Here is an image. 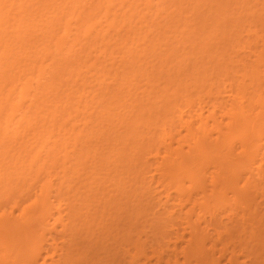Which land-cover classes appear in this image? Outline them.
Returning a JSON list of instances; mask_svg holds the SVG:
<instances>
[{
  "label": "bare ground",
  "instance_id": "obj_1",
  "mask_svg": "<svg viewBox=\"0 0 264 264\" xmlns=\"http://www.w3.org/2000/svg\"><path fill=\"white\" fill-rule=\"evenodd\" d=\"M15 1V0H14ZM14 1L12 3H14ZM18 0H16L15 2H17ZM30 0H20L18 2H20V4H18L22 8L26 7L24 12H20L18 10H20L19 6H15L14 4H11L8 1H4L0 0V3L3 5L4 4H10L9 6L6 7H11L12 10L14 8V6L17 9V13L16 11L14 12V10H9L8 8H5L4 14L8 13V11H12V13H16V14H10V16L8 14H6V18L7 17H11L13 18L12 20L9 19L10 21H14L16 22L18 20V23L16 24L14 21V23L16 24V26H18V29L14 30V32L11 31V33L13 35H17V38H20L18 41L20 42H13L12 39L13 37H7L4 35L3 37H5V39L3 40V44H6V48H3V50L5 51L3 53V50L0 49L2 51H0V59H2L1 56L4 55H8V56H12L15 57L14 61L15 63L17 62L18 64H12L13 63V58H11V63L9 66V63L7 62V64H5V66L2 68L3 70H5L7 68V70H5L6 72V76H8V78L5 79L0 77V81L4 80V83L2 84V82L0 83L1 86L2 85H6L5 83H7V81H9V85L10 83L13 81L14 82H20L19 83H14L12 82V88L11 90H9L10 92H14L17 90L16 93L17 96L15 95L16 99H14V101H5L6 104V108L3 105V100L2 99V94L4 95L3 98L5 99H9L11 93L8 92L7 90V97H6V92H2L1 90V99L0 101L2 103H0V114H5V115H0V122H2L3 124V131H1L0 133V264H264V68H260L261 66H264V31H262L261 33L258 31V29H260V26H252L251 27V20L253 21L256 17H262L261 13L260 16L258 15L257 12L255 11H251L250 14H252V12L257 13L255 16V18L253 19H248L245 18L244 20H250L247 25H244L243 23H241V21L239 22L237 19V23H235L236 21L232 20L233 22H229V26L231 23V27L232 28H228V32H226L227 30H224L225 27H221L222 31L225 32L224 35L223 33L220 36L221 38H224L219 40L220 43L223 44V42H227V44H229V49L226 47L227 45H222L221 47H224L223 49L219 48V41L217 40V38L213 41H218V44H216L219 48V51L216 55V63L214 64V66H212V69H209L210 71H208L207 68H209V65L207 68H204V64L202 69H194V70H190L187 73V75L190 77L189 72L191 73H195L192 74V79L190 80L188 78H184L183 77H188L186 75L181 76V78L179 76H177L175 74V76L171 75V73L166 72V77H165V81L164 83H166V86H162V90L167 92L170 90L169 95L173 96V99H170L166 93L162 94H156L158 97H161V99L163 101L161 102V105H159V107L162 108V112L158 113L156 112L153 115L152 114V109L155 108L152 105L157 102L156 100H152L151 102H148L147 104H140V103H135L132 104L131 106H129V103H125L127 99H125L123 97L124 102H119L116 103L114 102V95L116 96L115 98L118 99L117 97H120L119 94L122 93L124 91L125 88H127L128 90V96L132 98H136L137 95H134V93L131 92V88L133 89H137L138 87H136V85H134L133 83H131V77L136 75L138 73V71L143 68L142 64L143 62L140 61L141 58L140 57V53L142 54V51H145V46L147 44H149L152 39H155V35L154 32L152 34H149L150 38H147V33H151L149 32L151 28H148V26L150 24L147 25L148 19L144 21L142 20V22H146V24L144 25V23L142 24L141 19H140V15L138 16V13L141 11H139V9H142V7L149 5V9L152 10V7L150 8L151 0H146L147 4L143 1H139L140 4H142L141 6L137 1L135 0H127V2H125L124 0V4L122 3L123 1L119 0L120 2H118L117 0H115L116 3H118L116 6H118L120 3L121 5L119 6H123L124 5H128L130 2L131 6L128 5L127 7H129L128 9H132V11H129V14H131L130 16H132L134 18L135 13H137V18L136 20L139 22L140 20V24H142L139 28L137 27V25L135 23H133L134 21L136 22V20H134L132 17L131 19H133L132 23L135 24V26L133 24H130L131 26L133 25L135 29H133L135 32L137 33L136 35L134 34L133 39L136 38L139 35V32L142 31L140 30L139 32L137 31L138 29H140L142 26L147 27V29L145 28L144 31L146 32L147 36L145 35V32L143 35H141V37L139 38L144 39L143 37H146L144 40L137 41V38L134 39L136 40V44L132 39V35H133V30L132 27L126 30V28L124 27L123 30H125L126 32L129 30H132V34L130 35V33L128 34V36H126L123 40L121 39V37L119 36V33H121V31H119V33H117L118 31L115 29V27L117 26V29L119 28V26L114 22L115 27L113 26V28L115 30H113L111 27H109V25H111V21L107 27L110 28V30L112 29V31H117L116 35L114 34V38L116 39V41L120 38L121 41H117L122 44V46H125V43L127 44V41H131V43H133L135 46H131L132 48H129V43L127 44L128 46L126 47H122L123 49L126 48V50H122V49H118V44H116L117 42L111 40L112 38H108L107 40L109 42L107 43V47L106 44L103 46V48H105L107 51H109L107 53V51L105 49H100L102 48L100 46V41L102 42L103 39L106 40V36L109 37V33H106L104 31V33H100L102 32L101 30L98 31L95 29V27H98L101 25V21L104 20L103 18L101 19L100 16L101 15V11L100 8H95L93 6L97 5L96 2L88 4L87 0H81L78 1V4L76 6H74L75 0H72L71 4L66 3L68 0H63L60 2V0H57V2L55 0H52V5L49 3L51 0H47L48 1V6H43L42 5H46V1L45 0H31V2L29 3H33L34 1L37 3L33 4L34 8L32 5H30L28 2ZM39 1V2H38ZM41 1L43 2V4L41 3ZM45 1V2H44ZM59 1V3H58ZM71 1V0H69ZM90 1V0H89ZM109 1V0H108ZM113 1V0H112ZM111 2V5L109 6H105L103 4H100L99 2H101L100 0H98V5L106 7V10H111L108 7H112V10H114V3ZM129 1V2H128ZM149 1V2H148ZM162 1V0H160ZM159 1V2H160ZM165 1V0H164ZM174 1V0H173ZM180 1V0H179ZM191 0H189L190 2ZM199 2V4L195 5H202L204 4L203 2H206L207 0H197ZM218 1V0H217ZM220 1L222 3H220ZM230 1V0H229ZM234 1L235 0H231ZM239 4L241 2H244L243 0H238ZM259 1V0H258ZM261 1V0H260ZM6 2V3H5ZM86 2V3H85ZM103 2V0H102ZM107 2V1H106ZM158 2V0H157ZM156 2V3H157ZM171 2V1H170ZM178 2V1H177ZM181 2V3H180ZM179 3V7L184 10V8H189L186 7L187 5H185L184 3L188 1H180ZM193 3V0L191 1ZM200 2H202L200 4ZM227 1L223 0H219V4L218 6L220 7L218 10H214L212 9L211 11L209 10V12L211 14H214L215 11H227L226 5L229 7V5L227 3H225ZM237 2V1H236ZM247 2V4H249L248 2H250L252 5L253 3L251 1H245ZM21 3L23 5H21ZM26 3H28V5L26 6ZM41 3V7L40 4ZM54 3V4H53ZM60 3H63L65 5H61ZM75 3V4H74ZM85 4L88 8V6L90 5V7L92 6V8H86L85 6L82 5ZM135 3V8L136 5L140 8H136L137 12H133L135 9H133L132 7H134L132 4ZM145 3V4H144ZM173 3V2H172ZM224 3V4H223ZM230 5L233 3L229 2ZM0 4V5H1ZM71 4L68 8V5ZM109 4V3H108ZM123 4V5H122ZM160 7L156 4V8L160 9L163 5L161 3ZM181 4L182 5L181 7ZM225 6H223V5ZM238 2L237 4L234 3V5H239ZM244 5V3H241ZM240 4V5H241ZM249 4V7L252 8ZM256 0H255V3ZM260 4V2L258 3ZM38 8H37V6ZM54 5V6H53ZM82 5L83 8H81L80 6ZM154 5V4H153ZM152 5V6H153ZM174 5L176 6L177 3ZM173 5V6H174ZM209 5V4H208ZM211 5V6H215ZM231 5V6H232ZM262 5V3L260 4ZM32 6V7H31ZM54 8H53V7ZM57 6V7H56ZM58 6H60V10L58 8ZM62 6V7H61ZM64 6H67L64 8ZM72 6V7H71ZM80 7L81 9H77L79 12H81V14H92L93 19L95 18V21H93L90 23L89 21H92V17L91 15H89V17H87L88 15H85L87 18L84 17V15L82 16V19L79 18L80 15H74V14H80L77 13L78 11L76 10L74 11L76 8ZM158 6V7H157ZM171 6V5H170ZM185 6V7H184ZM210 6V7H211ZM217 6V5H216ZM215 6V7H216ZM223 6V7H222ZM234 9H237L238 7L236 6ZM248 6V5H246ZM1 8L2 5L0 6ZM74 9V10H72ZM76 7V8H75ZM94 7V8H93ZM123 7L121 8L122 11H124V14L126 13V7L123 9ZM169 7V6H168ZM191 7V6H190ZM194 6L191 7V9L188 11V13H186V11L188 10H184V12L186 13V15L184 16L185 18L182 17V19H186V16H190V14H193L191 17H193V19L195 18L194 16H196V13H202V11H198L197 7L196 10L194 11L193 9ZM194 7V8H195ZM208 7V8H210ZM0 8V10H1ZM33 8V9H32ZM48 8V9H47ZM52 10V13L49 11ZM53 8V9H52ZM101 7V9H103ZM118 8V7H117ZM116 8V9H117ZM146 9V7H144ZM155 8V9H156ZM163 8V7H162ZM167 8V7H166ZM171 8V7H170ZM176 8V7H175ZM179 8V9H180ZM204 8V7H203ZM201 8V9H203ZM224 8V10L222 9ZM231 8V7H230ZM15 9V8H14ZM28 9L30 14H26L28 13V11L26 12V10ZM36 9V10H35ZM43 10L42 12L39 10ZM47 9V10H46ZM71 11L69 12L68 11ZM89 9H91V11H89ZM94 11H93V10ZM97 9L100 12H97ZM120 10V7L118 8ZM117 9V10H118ZM148 9V10H149ZM164 9V8H163ZM233 9V8H232ZM231 9V12H232ZM240 8H238L239 10ZM33 10V11H32ZM54 10V11H53ZM55 10L58 12H55ZM63 10V15L62 17L60 13H62ZM69 12L67 14H69L68 16L71 18L70 20H76L74 18H78V20H76V24L75 21L72 22L71 21V25H70V20L67 16V14H65V12ZM107 10V12H108ZM118 10V14L120 16L121 12H119ZM169 10V9H168ZM170 10H173L172 8ZM169 10V11H170ZM176 12L177 10L174 9ZM181 10V9H180ZM177 13V15L179 14L180 16L183 14L182 12ZM207 11V14H204L203 11V15L198 13V16H201V19L199 22H202L203 25H201L200 29L201 30H205L206 37L204 36V38L202 36H200V38H207L205 40L200 39L199 38V34L198 38L200 39L199 41H202L207 48V43L210 41H212V36H216V35H211V37H207L210 36V32L212 31L210 30L212 27H216V25H221L222 23L220 22V20H223V17L221 16V19L218 15L217 16H210L208 17L210 14H208L209 12ZM237 10V11H238ZM32 11V13H31ZM35 11H37V13L41 14H37ZM61 11V12H60ZM85 11H87L85 13ZM154 11V10H153ZM164 11V10H163ZM192 13H191V12ZM205 11V12H206ZM242 11V10H240ZM2 12V11H1ZM0 12V14H1ZM20 12V13H18ZM45 12V13H44ZM56 13L57 15L50 16V13ZM106 12V11H105ZM105 12L102 11V14L105 15L104 18H108ZM116 12V11H115ZM133 12V13H130ZM145 12L147 13V10H145L144 12H141L139 14L143 15L142 17L144 18L146 15ZM152 12V11H150ZM149 12V13H150ZM157 12V9L155 11V13ZM165 12V11H164ZM175 15L176 12L172 11ZM195 12V13H194ZM229 12V11H228ZM228 12H226L228 14ZM33 13H34V17L37 14V17L34 19L33 18ZM48 15H47V14ZM95 13V14H94ZM99 13V14H97ZM123 13V12H122ZM154 13V12H152ZM151 16L154 18V16H160L155 14ZM159 13L161 14V11L159 10ZM158 13V14H159ZM165 13H169L168 11ZM172 13V15H173ZM181 13V14H180ZM238 13V12H237ZM241 13V12H239ZM244 13V12H242ZM249 13V12H246ZM3 14V13H2ZM20 16H19V15ZM26 14V15H25ZM45 16H44V15ZM58 14L60 16H58ZM71 14L74 16H71ZM114 13L112 12L111 15H113ZM116 14V13H115ZM114 14L113 18H117V16ZM148 14V13H147ZM171 14V13H169ZM168 14V16H169ZM196 14V15H195ZM231 13L229 12V15ZM248 14V16L250 15ZM8 15V16H7ZM14 15V16H13ZM17 15V16H16ZM24 15V16H22ZM68 20H67V18ZM95 15H97V19H101V21L97 20ZM127 15V14H126ZM126 15H121V18H125ZM134 15V16H133ZM162 15V14H161ZM179 15L178 17H176V19H173L172 21H170L173 16L167 17V21H169L170 23L173 22L172 24H170L169 22L166 21L165 22L170 24L167 26L169 28H176L177 26L180 27V29H187V26L189 25V23L191 24L192 22H188L189 20H184L182 23V26H179V24H181V18L179 19ZM235 15L237 16L238 14L235 13ZM241 15V14H240ZM240 15H238L237 17H239L240 19ZM264 15V14H262ZM2 16V15H0ZM4 16V15H3ZM2 16V17H3ZM16 16V18H14ZM31 16V17H29ZM49 19H45L43 17H46ZM49 16V17H48ZM58 16V18H57ZM99 16V17H98ZM129 16V15H127ZM149 16V14H148ZM147 16V17H148ZM163 18L164 17V13H163ZM167 16V15H165ZM205 16V17H204ZM245 17H247L244 14ZM19 17V18H18ZM25 17H28L27 19ZM54 18L53 21H51ZM85 19H84V18ZM136 17V16H135ZM187 17V18H188ZM197 17V16H196ZM202 17L204 18V20L202 19ZM206 17L210 18L209 20L212 21L210 22L209 26L208 22L206 21ZM212 17V18H211ZM214 17V18H213ZM20 18H23L22 20ZM24 18L26 19V22ZM30 18V22L28 21V19ZM34 19L33 21L31 19ZM37 18L40 21H37ZM43 18L44 22H48L50 25L52 23H54V25H51L50 27L48 25H46V23L43 22ZM59 18H60V22H59ZM61 18L63 21H65L63 24V22H61ZM66 18V19H65ZM73 18V19H72ZM127 18V17H126ZM142 18V19H143ZM151 17H149V21ZM152 18V19H153ZM162 18V17H161ZM160 18V19H161ZM190 18V17H189ZM200 18V17H199ZM197 18V22L198 19ZM236 18V17H235ZM243 18V16H242ZM241 18V19H242ZM255 20L256 21H260L262 23H260L261 26H264V20ZM57 19V20H56ZM89 22V24L91 25H87V27H85V23ZM92 19V20H91ZM104 21H107V20ZM120 19V18H119ZM118 19V20H119ZM130 19V17H129ZM213 19V20H211ZM220 19V20H219ZM226 19V18H225ZM240 19V20H241ZM257 19V18H256ZM6 20V19H5ZM8 18L7 21H5V24H0V25H7L10 23L13 24V22H9ZM48 20V21H46ZM67 20V21H66ZM82 22V24L80 25L79 22ZM85 20V21H84ZM156 20V19H154ZM154 20H152V22H154ZM178 20H180L178 22ZM204 22H203V21ZM208 20V21H209ZM227 20V19H226ZM230 20V19H229ZM4 21V20H3ZM35 21V22H34ZM122 21V26H124L126 23V20H120ZM177 21V22H176ZM195 21V20H194ZM216 21V22H215ZM8 22V23H7ZM37 22H41V23H37ZM60 24H59V23ZM85 22V23H84ZM87 22V23H88ZM99 22V23H98ZM128 22V21H127ZM151 22V23H152ZM157 22V21H156ZM164 22V20L162 21ZM159 22L158 20V27H162V25L164 23ZM185 22V23H184ZM187 22V25H186ZM198 22V23H199ZM207 22V24H206ZM223 22V21H222ZM245 23V21H242ZM248 22V21H247ZM254 22V23H255ZM21 23V24H19ZM32 23V24H31ZM33 23L36 25L31 26L34 27L32 29H27L28 25H33ZM58 23V24H57ZM72 23L73 25H78L73 29L72 28ZM103 22L101 26H105ZM131 23V21L128 22V24ZM137 23V22H136ZM155 23V22H154ZM176 23V24H175ZM195 23V22H194ZM233 23V24H232ZM11 24V25H12ZM28 24V25H26ZM44 24V25H42ZM57 24V25H56ZM97 24H99L97 26ZM119 24V23H118ZM124 24V25H123ZM178 24V25H177ZM185 24V25H184ZM196 24V23H195ZM211 24L214 26L210 27ZM246 24V23H245ZM20 25L21 28L23 27V29H21L22 31L27 33V36L29 38L28 39L25 36V33L23 32L20 34H16L19 32L20 30ZM24 25V26H22ZM46 25V26H45ZM64 25L63 30L62 27ZM113 25V24H112ZM174 26V27H170V26ZM200 25V24H199ZM198 25V26H199ZM223 25V24H222ZM1 27V31L4 30V27ZM41 26V27H40ZM48 26V31L47 28H44ZM53 26V27H52ZM54 26L56 27L54 30ZM59 26V29L58 27ZM80 26H82L80 28ZM84 26V27H83ZM153 27V25H151ZM155 26V24H154ZM186 26V28L184 27ZM194 29H187L188 33L187 34H191L190 31H192L193 35H194V31H197L198 29L194 28L195 25H190L188 27ZM197 26V27H198ZM5 29H8L7 26H5ZM11 27V26H10ZM9 27V28H10ZM27 27L25 30L24 28ZM39 28L41 31H37ZM128 27V25L126 26ZM156 27V26H155ZM184 27V28H182ZM196 27V26H195ZM210 27V29H208ZM214 27V28H215ZM228 27V26H227ZM237 27V28H236ZM44 28V30H43ZM50 28V30H49ZM80 28V29H79ZM82 28H85L82 32ZM144 27H142L141 29H143ZM157 28V27H156ZM163 29L166 30V27H162ZM167 28V30L169 29ZM212 28V29H214ZM219 28V27H217ZM236 28V29H235ZM264 27H261V29ZM13 29V28H12ZM51 29H53L54 31H52ZM58 30L63 31V34L65 35H60L62 33H60ZM71 29L73 30V32L78 33V36L75 35L77 34L75 32V34L71 35V43H70V37L68 36L69 33H73L71 31ZM79 29V30H78ZM95 29V30H93ZM99 29H102L101 27ZM149 29V30H148ZM154 29V28H152ZM162 29V30H163ZM178 28H176L175 30H177ZM178 29V30H180ZM196 29V30H195ZM208 29V30H207ZM236 30L235 32L233 30ZM29 30V31H27ZM30 30L32 32H30ZM38 32H40L39 36H37V34H35ZM92 30L95 31L92 34ZM109 30V32H111ZM119 30V29H118ZM121 30V29H120ZM156 30V29H155ZM154 30V31H155ZM158 31L160 29H157ZM156 30V31H157ZM171 30V29H169ZM177 30V31H178ZM238 30V32H237ZM0 31V33H1ZM16 31V32H15ZM44 34H43V32ZM45 31H47L49 34L52 35L53 38H49L48 39V35L47 33H45ZM50 31V32H49ZM60 33H56V32ZM71 31V32H70ZM82 33H80V32ZM99 33H97V32ZM108 31V29H107ZM148 31V32H147ZM161 31V30H160ZM174 31V30H172ZM184 31V30H183ZM200 32V30H198ZM209 33H208V32ZM218 31V30H216ZM221 31V32H222ZM234 33H233V32ZM3 32V31H2ZM31 35H30V33ZM43 36H42V34ZM52 32V33H51ZM54 32V33H53ZM124 32V31H122ZM202 32V31H201ZM231 32V33H230ZM237 32V33H236ZM10 32L8 35H12ZM29 33V34H28ZM79 33H80V38H79ZM95 33V34H94ZM107 35H106V34ZM114 33V32H113ZM125 33V32H124ZM159 33V32H158ZM174 33V32H172ZM179 33V32H178ZM177 33V34H178ZM198 32H195V34ZM214 33H217L214 31ZM213 33V34H214ZM229 34V36H227V34ZM246 34L244 36V34ZM22 34V37H19ZM34 34H35V38H34ZM54 34V35H53ZM58 34L59 37L61 36H66L65 39H57L58 36L55 37V35ZM82 34L83 36L87 35H93L92 37H87V38H91L92 42L90 39L89 42L86 39V37L83 41L82 38ZM112 34V32L110 33ZM157 34V33H156ZM176 34V32H175ZM177 34L175 36H177ZM181 34V35H180ZM180 37L184 36V33L182 35V31L180 33ZM185 34V36L187 35ZM232 34H234L235 36H233ZM238 34V35H237ZM24 35V36H23ZM76 37H75V36ZM121 35L124 37V35L121 33ZM158 35V34H157ZM178 35V36H179ZM192 35V34H191ZM237 35V37H236ZM37 36V37H36ZM48 36V37H47ZM68 36V37H67ZM95 36V38H93ZM101 36V38L99 37ZM112 36V35H111ZM155 36V37H153ZM174 36V35H172ZM188 36V35H187ZM27 38L25 40H22V38ZM40 37V38H39ZM98 37L100 38L98 40ZM105 37V38H104ZM171 36H168L166 41L170 38ZM179 37V39H180ZM218 37V36H216ZM1 38V37H0ZM15 38V37H14ZM23 38V39H24ZM47 38V39H46ZM54 38L57 39V42L55 40V42L57 43L54 44L55 42H53L52 40H54ZM74 38V39H72ZM78 40V41H74V40ZM130 38V40H129ZM176 42L178 40V37H176ZM184 38V37H182ZM186 38V37H185ZM188 38V37H187ZM197 38V37H196ZM209 38V40H208ZM245 38V39H244ZM250 38V39H249ZM3 39V38H2ZM11 39V40H10ZM34 42H33V40ZM41 39L45 40L43 42H38ZM68 42V51L71 48V51L73 50L72 48L74 46L78 45V48L76 47L75 49H77V51H79V45L81 44L83 46H86L87 42V47L85 49V46H81L80 49L82 52H77L76 50H73V52L70 51V53H76L72 54L70 56V54L68 53L67 49L65 48L67 45H65V42ZM69 39V40H68ZM151 39V40H149ZM153 39V40H154ZM211 39V40H210ZM219 39V38H218ZM27 40H29L28 42L30 43L31 41L33 42V49L34 52H32L33 50H31V52L33 53V57L32 55L30 57L29 53H28V49L30 51L31 47L30 44L27 42ZM58 40H65L62 41L63 44L61 43V41L58 43ZM149 40V41H147ZM196 40V39H195ZM208 42H204L207 41ZM1 41V39H0ZM5 41H9V43H5ZM38 43H37V42ZM52 43H50V42ZM97 41V42H96ZM125 41V42H124ZM165 41V44H166ZM181 41L182 40H178ZM191 41V40H190ZM194 41V40H193ZM21 42H23V44L25 45H21ZM25 42L27 44H25ZM38 44H36V43ZM49 43L51 45V47L54 49V47L52 45H56L55 48L56 49L53 50L50 45L48 47L44 46V44L46 45V43ZM66 42V43H67ZM74 42V43H73ZM91 42V45H89V43ZM104 42V40H103ZM114 42V43H113ZM116 42V43H115ZM143 42H146V45H144V47L139 46L140 48H137V43L138 44H142ZM148 42V43H147ZM168 42V41H167ZM181 42H177L178 44H181ZM199 42V43H202ZM224 42V43H225ZM13 46H12V44ZM16 43V44H15ZM20 44L22 47L20 48L18 45L16 47L17 44ZM43 47H40V49L38 48L40 45ZM44 43V44H43ZM76 43V44H75ZM95 43H97V50L93 51L96 53L95 60H98V57L100 58V55L97 56V51H99V53H105V57L103 55V59L105 60L106 56V60L109 58L108 65H112L114 66L111 60H115L114 58H116V56H120L117 57L118 59V64L115 61V67H113L114 71L112 74V66L111 68H109L110 66H107V62L106 60L103 62L101 59V61H97L98 65L101 62V71L99 70V72L97 71V68H94L93 65L97 64L96 62H94V56L92 55L93 52L90 51L92 49L95 50L96 46ZM105 43V42H104ZM103 43V44H104ZM108 43L111 44L108 46ZM186 43V42H183ZM192 44L194 42H191ZM196 47L198 46V41L196 42ZM216 43V42H215ZM215 43H212L211 46H213V44L215 45ZM2 43L0 44L3 45ZM8 44V46H7ZM37 48H35L36 46ZM59 44V45H58ZM70 44H73V47L70 46ZM114 44V45H113ZM140 44V45H141ZM209 44V43H208ZM10 45V47H9ZM15 45V46H14ZM32 45V44H31ZM63 45V46H62ZM117 45V49L114 48V46ZM200 45V44H199ZM215 45V46H216ZM4 46V47H5ZM29 46V47H26ZM59 51H61L60 49H62L64 46V48L62 49L64 52H62V54L65 53L64 56L61 55V57L64 58H68V59H63L61 58V61L57 60V58L60 59V55L58 52V47ZM62 46V47H61ZM70 46V47H69ZM99 46V47H98ZM113 46V48L115 49L114 51L117 53V55H115L116 53H114L113 48H111ZM173 45L170 46V49L175 50V46L172 47ZM184 45H182L183 47ZM194 46V45H193ZM213 46V47H215ZM3 47V46H2ZM16 47V48H15ZM45 47V48H44ZM90 47V48H89ZM116 47V46H115ZM208 47H210L208 45ZM8 48V49H7ZM11 50H10V49ZM17 48L21 49V54H23V57H21L22 55H20V53H18L19 55L17 56ZM26 48V52L23 51ZM42 48V49H41ZM47 48V49H46ZM87 48L89 49L87 51ZM109 48V49H108ZM128 48V49H127ZM144 50H143V49ZM146 48L148 49V47L146 46ZM174 48V49H173ZM199 48V47H198ZM205 48V47H203ZM15 49V50H14ZM23 49V50H22ZM45 51H42V50ZM84 49L87 51V53L89 54L90 51V55L92 59L89 58V55L86 53V51H84ZM130 49V50H129ZM140 50L136 51V50ZM177 49V48H176ZM210 49V48H208ZM37 50V51H36ZM39 50H41V54L39 53ZM53 52L54 53H50L49 52ZM53 50V51H51ZM111 50V51H110ZM123 51L122 53H126L120 55V51ZM142 50V51H141ZM199 50V49H198ZM196 50V52L198 51ZM204 49H202V51H199L198 53L201 55V53L203 52ZM213 50V48H212ZM37 54H36V52ZM48 51V53L46 52ZM85 53H84V52ZM106 51V52H105ZM113 51V52H112ZM136 51V53L134 52ZM170 51V50H169ZM207 51V49H206ZM214 51V50H213ZM7 52H11L13 54L7 53ZM16 52V54H15ZM23 52V53H22ZM24 52L26 53V56L28 55L29 57L28 60L26 58V56H24ZM46 55H43L45 54ZM58 52V53H55ZM128 52V53H127ZM147 52V51H146ZM205 52V50H204ZM211 52V51H210ZM35 53V54H34ZM78 53H82V55L80 54V57ZM94 53V54H95ZM98 53V54H99ZM112 53L109 57V54ZM114 53V54H113ZM120 53V54H118ZM144 53V52H143ZM40 54V55H38ZM50 54V56H49ZM55 54H57L55 56ZM61 54V53H60ZM87 54V55H86ZM107 54V55H106ZM138 56H136V55ZM145 54V53H144ZM208 54V52H207ZM213 56L214 54L211 53ZM38 55V57L36 56ZM47 55L49 56L47 58ZM54 55V57H53ZM59 55V56H58ZM69 55V56H68ZM74 55L76 57H74ZM85 55V57H84ZM115 55V57L113 56ZM143 55V54H142ZM141 55V56H142ZM195 55V54H194ZM210 55V53L208 54ZM19 58L17 59L16 58ZM40 56V57H39ZM44 56V57H43ZM46 56V57H45ZM68 56V57H65ZM144 56V55H143ZM23 61L27 62H23ZM25 57V58H24ZM43 57V58H42ZM51 57V58H50ZM74 60L75 58L78 59V63L79 65H75L76 61L72 60L71 58ZM90 59V62L93 63V65L90 62H87V64H89L90 66L88 67V65H86L85 61L88 60L86 58ZM125 57H129V58H125ZM190 57V56H189ZM196 57V56H195ZM198 57V55H197ZM204 57V54H203ZM207 57V56H206ZM209 57V56H208ZM39 58L40 60L38 61ZM45 58V59H44ZM47 58V60L50 58V62H54V64L57 63V65L62 61L65 62L64 65L60 63V68L56 66H54V64H49L48 68H46L48 62L45 61ZM56 58L55 60L57 61H53V59ZM110 58H112L110 60ZM120 58V60H119ZM131 58V59H130ZM136 58V59H135ZM144 58V57H143ZM187 58V56H186ZM212 58V57H210ZM210 58H208L210 60ZM5 59V58H4ZM21 59V60H20ZM25 59V60H24ZM30 59H34V60H30ZM41 59H43L41 61ZM82 59V60H81ZM197 59V58H196ZM195 59V60H196ZM198 59H203L198 58ZM205 59V58H204ZM203 59V60H204ZM212 59H215L214 56ZM3 60V59H2ZM70 60V61H69ZM92 60V61H91ZM130 60V61H129ZM143 60V59H141ZM146 60V59H145ZM144 60V61H145ZM207 60V58L205 59ZM20 61V62H19ZM29 61V62H28ZM32 61V63H31ZM35 61V63H34ZM41 61L40 65L39 62ZM73 61V62H72ZM83 63H82V62ZM122 61V62H121ZM129 61V65L127 62ZM139 61L141 63H139ZM198 61V60H197ZM202 61V60H201ZM208 61V60H207ZM207 61L205 62L207 64ZM213 62V60H210V62ZM3 61L0 60V65ZM47 62V64H46ZM59 62V63H58ZM70 62H72L74 65H72ZM75 62V63H74ZM103 62V63H102ZM138 62V63H137ZM146 62V61H145ZM209 62V64H210ZM25 64V65H29L28 66H20L21 64ZM95 63V64H94ZM133 63L134 65L130 64ZM136 63V64H135ZM3 64V63H2ZM20 64V65H19ZM45 64V65H43ZM72 66H71V65ZM83 64V67L80 68V65ZM85 64V65H84ZM105 66H103V65ZM122 64V65H121ZM147 65V62L145 63ZM154 64V63H153ZM192 64V63H191ZM202 64V63H201ZM199 64V65H201ZM14 65V69L13 68ZM34 65V68H33ZM38 65L41 67V65H43L40 69L38 68ZM52 65V66H51ZM61 65L62 67L65 69L61 70ZM130 65H132L133 69L130 67ZM136 65V66H135ZM149 65V64H148ZM151 65V64H150ZM161 65V64H160ZM190 65V64H189ZM193 65V64H192ZM212 65V64H210ZM7 66V67H6ZM16 66H18L16 68ZM35 72H30L31 69ZM65 66L69 67V68H65ZM78 66V67H77ZM84 66L87 68H84ZM94 68L96 72H94ZM121 68H118V67ZM154 66V65H153ZM151 66V68L153 67ZM1 67V66H0ZM10 70H13L12 73L10 72ZM22 67V68H21ZM28 69H27V68ZM35 67H37L38 69H36ZM47 71L53 74L54 77H58V79L62 82H65L64 84H66V82H68L67 80L71 78V76H73L74 78H76L75 76H77V74L79 76H77L78 78L81 77L82 81L84 79V83L81 81L79 86V81H76L77 79H70V81H72L71 85H68V83L66 84L69 86V91L68 87L62 89L61 91H58L60 89L59 83L60 85H63V83L61 84V82L58 79H52V76H49L50 74L48 73L47 77L49 76L51 79L50 82L49 81V77L48 79L46 78V69ZM77 69H73L76 68ZM96 67V66H95ZM109 69H108V68ZM135 67H137V69H135ZM160 71H162V65L159 66ZM188 67V66H187ZM186 67V68H187ZM190 67V66H189ZM192 67V66H191ZM201 67V66H200ZM23 68H26V70L28 71L27 75H32L34 77L35 75V79L33 78V80L31 79V77H25L26 76V70H24ZM58 70L60 71H57ZM85 69L83 70L84 73L82 72V70L80 69ZM105 68V69H104ZM118 68V69H117ZM124 70H123V69ZM131 68V69H130ZM197 68H199L197 66ZM204 68V69H203ZM211 68V66H210ZM20 69V70H19ZM23 69V70H22ZM50 69V70H49ZM53 69V70H52ZM56 69V70H55ZM73 69V72L75 71V73H73L71 70ZM90 69H92L91 71L93 72V74L95 73V75L97 74V78H95L96 80H100V78H105L110 80L111 77L109 76L110 74L113 76L114 74H116V77L114 75L115 78H117L120 75V78L122 79H114V77H112L113 79L110 81H115V84L113 86V83L111 85V83L109 81H107L108 84L111 85L113 92L109 91L111 90V87L108 88L110 85L105 84L106 82L104 81L105 79H103L105 85H103V87L107 89H105L104 91L101 92V90H103L102 88V81L100 80L99 84L98 82L94 83L95 86L94 88L91 87L94 91L88 92L87 89H89L90 87V82L88 79H86V77H88L89 74V79L92 80L91 76V72L89 73ZM107 69L109 71H107ZM125 69H130L129 72L131 70H133V72L131 71V73H129L128 71H126ZM193 69V68H192ZM1 71L2 74L4 71ZM16 70H18V74H16ZM70 70V71H67ZM80 70V71H79ZM87 70V71H86ZM104 70H106V72H103ZM119 70L120 74L118 73ZM182 69H179L177 71H181ZM185 70V68H184ZM189 70V68H188ZM203 70V72H202ZM53 71V72H52ZM55 71V74H54ZM63 71V72H62ZM79 71V72H78ZM123 71V72H122ZM136 71V72H135ZM197 71V72H195ZM199 71H201L202 78H198V74L200 73ZM4 72V74H5ZM59 72V73H58ZM72 74H70V73ZM83 73V75L81 73ZM86 72V74H85ZM100 72H103L102 77L99 75ZM124 72H126L124 74ZM142 73H138V74H142L146 76L147 82L148 84H154L155 85H159V79L160 78H156V77H152V76H148L147 72L144 70L141 71ZM183 72V71H182ZM184 72V73H185ZM203 75V73H205ZM209 72V73H207ZM16 74L13 78V75ZM30 73V74H29ZM32 73V74H31ZM37 73V75H36ZM60 73H64L66 75H69V77L65 78L63 80V78L61 77ZM80 73V74H79ZM88 73V74H87ZM106 73L107 76H105L104 74ZM164 73V72H163ZM1 74V73H0ZM11 74V75H10ZM59 74V75H58ZM75 74V75H74ZM122 74V75H121ZM137 74V75H138ZM164 74V75H165ZM174 74V73H173ZM178 74V73H177ZM209 74V75H208ZM63 75V74H62ZM71 75V76H70ZM82 75V76H80ZM86 75V77H85ZM118 75V76H117ZM127 75H132L131 77H127ZM162 75V74H161ZM208 75V76H207ZM179 80L177 82V80H175V78L173 79V77H176ZM200 76V75H199ZM3 77V76H2ZM60 77V78H59ZM85 77V78H82ZM91 77V78H90ZM123 77V78H122ZM135 77V76H134ZM160 77V76H159ZM179 77V78H178ZM13 78V79H12ZM30 78V80L32 82L35 81L34 83V87H33V83L30 82V80L28 79ZM202 79V81L200 82L197 79ZM9 79V80H8ZM73 79L75 81H73ZM85 79L87 82H85ZM12 80V81H11ZM45 84H44V82ZM54 80V81H53ZM56 80H58L56 82ZM90 80V81H91ZM119 80V81H118ZM125 80V81H124ZM152 82H150V81ZM184 80L189 81V83L185 82ZM195 80V81H194ZM49 85L48 86H43L42 88H44L42 91L39 90L38 88L41 86V83L43 82L44 85H47V82ZM117 81V82H116ZM122 81V82H121ZM128 81V82H127ZM135 81V80H134ZM157 81V82H156ZM174 81L176 84H174ZM180 81L183 83L182 86H186L189 87L190 82L193 83V86L196 87L195 90L197 91L195 95H193L192 93H190V90L187 91L188 89H186V87L180 85ZM198 81V82H197ZM75 82V83H74ZM95 82V81H94ZM124 82H127L128 84L125 86ZM137 82V81H136ZM146 82V83H147ZM162 82V81H161ZM14 83V84H13ZM32 84L30 86H32L33 88L29 87V84ZM56 83V85L59 87V89L55 88L56 86H54V84ZM83 83V86H82ZM101 83V84H100ZM76 84V85H74ZM86 84V86H85ZM151 84V85H152ZM153 84V85H154ZM54 86V88H52L51 86ZM74 85V86H73ZM88 88H85L87 87ZM101 85V89H99ZM124 85V86H123ZM134 85V87H133ZM154 85V86H155ZM174 85L173 88H170V86L172 87ZM176 85V86H175ZM189 85V86H187ZM21 86V87H20ZM76 86H79L77 88H75ZM85 86V87H84ZM91 86H93L91 84ZM181 86V88H180ZM20 87V88H19ZM82 87V88H81ZM114 87V88H113ZM125 87V88H124ZM136 87V88H135ZM146 87V86H145ZM152 87V86H150ZM1 88V87H0ZM76 89V92H82L79 93V95H76L77 93H73L75 92L74 89ZM85 88V93H83V89ZM98 88V89H97ZM170 88V89H169ZM38 89V90H37ZM47 91H46V90ZM52 89H54L55 93H52ZM56 89V90H55ZM66 89V91H64ZM78 89V90H77ZM79 89L81 91H79ZM172 89V90H171ZM3 90V89H2ZM50 90V91H49ZM73 90V92H71ZM97 90H100L99 94L102 95L103 93H106L102 96L98 95V92H95ZM161 90V91H162ZM40 91V92H38ZM46 91V92H45ZM51 92V94L53 95V97L51 96V94L49 92ZM57 91V92H56ZM79 91V92H78ZM90 91V89H89ZM144 92V90H142ZM187 91V93H186ZM47 92L49 94H47ZM59 93L58 96L60 97H55V95L57 96V94ZM67 92V93H66ZM71 92V93H70ZM94 93V97L96 98H92L90 99L92 96L91 94L89 95V98L87 97L85 100L84 96L87 95L88 93ZM109 92L113 93L111 95L108 94ZM157 92V91H156ZM62 93H63V98H62ZM69 93V94H68ZM13 94V93H12ZM41 94V95H38ZM55 94V95H54ZM65 94H67L68 96L70 94V98L68 97L67 99L65 98ZM97 94V95H96ZM107 94V95H106ZM46 95V96H45ZM75 95V96H74ZM82 95L83 99H82ZM98 97H96V96ZM14 96V95H13ZM73 96V99H71V97ZM81 97L80 99H78L79 97ZM107 96V97H106ZM154 96V97H157ZM42 97V98H41ZM45 97V98H43ZM50 97V98H49ZM75 97L77 100H75ZM86 97V96H85ZM102 97V100H100V98ZM105 97V98H104ZM111 97V98H108ZM113 97V98H112ZM48 98V99H47ZM51 98H57L56 102L58 105L56 104H52L53 99ZM60 98V99H59ZM104 98V99H103ZM108 98L111 100H106ZM38 99L41 101H38ZM45 100V105L43 103V100ZM54 99V100H55ZM59 99V100H58ZM90 99V100H89ZM97 99H99L98 101H96ZM27 102H24L26 101ZM37 100V102L35 101ZM50 100V101H49ZM58 100V102H57ZM61 100V101H60ZM70 105L68 104L70 101ZM81 100V101H80ZM92 100V101H91ZM95 100V101H93ZM107 102H106V101ZM47 101V102H46ZM48 101L50 104H48ZM60 101V102H59ZM64 101V103H63ZM67 101V102H66ZM73 101V102H72ZM85 104L87 101L86 106L81 103L84 102ZM99 101H103V102H99ZM112 101V102H111ZM35 102V103H34ZM42 105L41 107H39L40 105ZM52 102V103H51ZM76 102V103H75ZM78 102V103H77ZM91 102H94L93 104H91ZM67 103V104H66ZM74 103V104H73ZM103 103H107L105 106H101ZM109 103H111V106L108 105ZM116 103V105H115ZM2 104V105H1ZM9 104V105H8ZM28 104V105H27ZM48 104V106H47ZM64 104V109L62 107V105ZM79 104V106H81L82 108L86 109L89 104H91L89 107L90 111L85 115H88L87 118H89V120H87L86 116H82L79 117L80 120L84 121H80V120H76L75 118L78 117V114L80 112H77L78 110H84L79 108L78 110L77 106ZM84 107H83V105ZM95 104V105H94ZM98 104H100V106H98ZM116 108H118L119 110L116 113L111 114L112 116H108L104 118V114L102 115V111L104 110V112L106 111L105 108H107V105L109 108H113V106ZM119 104V105H118ZM27 105V106H25ZM34 105V106H33ZM38 105V107H37ZM57 106L54 107V110L52 109V106ZM65 105H69V106H65ZM76 105V106H74ZM2 106L4 108H2ZM35 109H38L35 111ZM73 106L76 107V109H73ZM96 109L98 108H102L100 110H97V112L100 114L99 117L102 118H98L100 121V123L98 122L97 125H101L102 127L100 128L101 130H98V132H94L96 133V138H98L99 142L96 145H92L94 146V148L92 150H89L88 147L89 145H83V138L81 139L82 136V131L88 130L90 133H88V131H86L85 137L84 139H87V141L91 138V135L93 133L90 131L92 127V119H94L95 117V113L93 114V118H91V116L89 115L90 113L95 112V110L93 108ZM46 108V111L43 109ZM50 110H52L50 112V110L48 108H50ZM60 107V108H59ZM4 109V110H1ZM27 108L29 110H27ZM42 108V109H41ZM64 109V111H67V113H64L63 111H61V109ZM68 108V109H67ZM71 108V109H70ZM7 109V110H5ZM31 109V110H30ZM42 111H41V110ZM50 113H48V111ZM60 109V112L58 111ZM70 109V111H69ZM88 109V110H89ZM34 110V111H32ZM73 110V111H71ZM94 110V111H93ZM102 110V111H101ZM107 110H110L107 108ZM8 111V112H7ZM38 111V112H37ZM41 111V112H40ZM54 111V113H53ZM74 111H76L75 114H77L75 116V118L73 116H71V112L73 113ZM93 111V112H92ZM40 112L41 115L46 114V112L48 113L47 117L52 116V119L49 118V122L50 120H54L52 121V124L47 122V119H45V115L41 116L42 119L44 118V121L42 119L37 118L40 116L38 113ZM45 112V113H44ZM63 112V113H62ZM84 112V111H83ZM102 112V113H100ZM108 112V111H106ZM30 113V114H28ZM31 113L32 114V119H31ZM43 113V114H42ZM61 113V114H58ZM85 113V112H84ZM65 114V115H64ZM26 115L29 117L30 115V119L25 118ZM34 115V116H33ZM57 117H56V116ZM64 115V116H63ZM67 115L71 116V119L73 120L74 118V123L73 125L81 124L82 123L85 125H82L84 127H80L78 130V133H74V141H71V139L69 140L70 135L67 136V140H62V139H66V133H72L74 130V127H72V123L70 121L68 122L67 119H69V117H67ZM102 115V116H101ZM144 115V116H143ZM3 116V117H1ZM67 119H66V117ZM90 116V117H89ZM113 116H116L115 118ZM34 117H36V119H34ZM40 117V118H41ZM58 117H61L59 119H57ZM62 117L64 119L67 120L63 121ZM73 117V118H72ZM84 117V118H83ZM98 117V116H97ZM54 118V119H53ZM23 123V121H25ZM38 119V121H37ZM64 119V120H65ZM96 119V117H95ZM103 119L102 123L101 120ZM30 120V121H29ZM36 120L38 123H43L46 124V127H48L47 129L44 127L45 125H39L38 123H35ZM55 120H59V122L55 121ZM62 120V121H61ZM105 120V121H104ZM28 121V122H27ZM33 121V123H31ZM47 123H46V122ZM77 121V123H75ZM81 123H80V122ZM116 121V123H114ZM56 122V123H55ZM69 123L66 127L65 123ZM106 124H105V123ZM27 123V124H26ZM90 123V124H89ZM2 124L0 126H2ZM34 124V125H33ZM38 124V125H36ZM48 125H53L52 127L47 126ZM64 124V125H63ZM70 124L72 126H70ZM92 124V125H91ZM106 126H105V125ZM108 124V125H107ZM23 125V126H22ZM26 125V126H24ZM57 126L56 128L54 126ZM59 125V126H58ZM63 125V126H60ZM89 126V128L87 129L86 127ZM35 130L33 131L34 127ZM45 128L47 130H39ZM78 126V125H77ZM76 126V127H77ZM86 126V127H85ZM91 126V127H90ZM94 126V125H93ZM22 129H20V128ZM38 127V128H37ZM56 129L54 132L53 130ZM58 127L60 129V127L63 129H65L64 131H62L61 129V134H62V139L60 138V131L58 130ZM72 127V129H71ZM32 130H29L31 129ZM71 130H70V129ZM82 128H85L82 130ZM120 128H122V130H120ZM29 130V131H27ZM38 130V131H36ZM27 131V132H25ZM29 134H31V136H25L26 139L24 140L25 137H22L24 135H29L28 132H30ZM41 131V132H40ZM45 131V132H44ZM70 131V132H69ZM80 131V132H79ZM25 132V134H24ZM33 132V133H32ZM64 132V133H62ZM54 133H56L57 135H60L59 137L57 136V138H55V135H53ZM76 134V136H75ZM53 137V139H50L49 137L51 136ZM81 135V136H80ZM89 135V137H88ZM95 135V134H93ZM84 136V134H83ZM82 136V137H83ZM9 137H10V141H9ZM69 137V138H68ZM87 137V138H86ZM101 137V138H100ZM20 138H22L23 140H19ZM55 138V139H54ZM80 138V139H79ZM93 138H95L93 136ZM92 138V139H93ZM95 138V139H96ZM101 140H100V139ZM13 139V141H11ZM7 140V141H5ZM18 140V141H17ZM52 140V141H50ZM81 140V141H80ZM91 140V139H90ZM89 140V141H90ZM97 140V139H96ZM97 140V141H98ZM63 143H62V142ZM70 141V142H67ZM70 143V144H68ZM72 143V144H71ZM88 144V143H87ZM93 144H95L93 142ZM104 145V146H103ZM84 146V147H83ZM103 146V147H102ZM85 147H87L86 149H84ZM57 153H62L61 155L57 154ZM59 155V156H58ZM59 157V158H58ZM61 158V160H60Z\"/></svg>",
  "mask_w": 264,
  "mask_h": 264
},
{
  "label": "rangeland",
  "instance_id": "obj_2",
  "mask_svg": "<svg viewBox=\"0 0 264 264\" xmlns=\"http://www.w3.org/2000/svg\"><path fill=\"white\" fill-rule=\"evenodd\" d=\"M4 1H8L9 3H10V2L12 3L14 0H3V2H4ZM15 1H16V0H15ZM15 1H14L15 4H14V3H12V4H14L15 6H19L18 4H20L21 0H20V2H18L19 0H18L17 2H15ZM35 1H37V0H35ZM35 1H34V2H35ZM42 1H43V0H42ZM42 1H41V3L43 4ZM45 1H46L47 3H46V5H42V6H43V9H44V6H48L49 3L52 5V0H51L49 3H48L47 0H45ZM45 1H44V2H45ZM55 1L57 2V0H55ZM61 1H62V0H60V2H61ZM65 1H66V0H65ZM73 1H74V0H73ZM78 1H81V0H78ZM87 1H88V4L91 3V0H90V1L87 0ZM93 1H94V0H92V3L96 2V0H95L94 2H93ZM100 1H101V2H99L100 4H103V5L106 4L105 6H109V5H111V2H110V1H112V0H109V1H108V0H103V2H102V0H100ZM106 1H107V2H106ZM117 1L120 2L119 0H117ZM121 1H123V2H122L123 4H124L125 2H127V0H125V2H124V0H121ZM135 1H137V0H135ZM139 1H143V0H139ZM149 1H150V0H149ZM149 1H148V2H149ZM151 1H152V0H151ZM154 1L157 2V0H154ZM154 1H152V2H154ZM159 1H160V0H158L157 3H156V2H154V3H151V2H150V3H151L150 8L152 7V10L148 8L149 5H147V6L144 5V7H146V9H145L144 7L141 6L143 3L140 4V2L137 1V2L140 4V5H138V4H137V5H138V6H141V7L143 8V10H142V9H139V11L141 10L139 13L144 12L145 10H147V13L149 14V16H148V14L145 12L146 15H144V16H145L144 18L142 17L143 15H141L142 13H141V14L138 13V16L140 15L139 17H140V19H141V22H142V20L144 21V19H145V20L148 19V22H150V23H147V25L150 24V25L148 26V28H151L149 32H151V31H152V32H151V33H147V35H148V36H147V35H146V32H145L146 30L144 31L145 28L147 29V27H145V26H142V27H144V28L141 29V28H142V27H141V28L138 29L137 31H138V32H139L140 30L144 31V32H145V35H144V36H147V38H148V37L150 38L151 35L149 36V34H152V33L154 32V35H155L156 37L153 36V37H155V39L153 38L154 40L152 39L151 42L149 41V40H151V39L147 40V41L150 42V43L147 44V45H146V42H143L142 44L140 43L141 45L138 44L140 41H142V40H144V39L146 38V37H143L144 39H141V40L139 39V38L141 37V35L144 34V32L140 31L142 34L139 32V35L137 36L138 38L136 37V38H137V41H138V39H139V41H138V43H137V46L139 45V46H141V47H142V46L144 47V45H146V46L148 47V49H147L146 46H145V48H144L145 51H142V50H141V51H142V54H143L144 56H143L141 53L139 54V55H140L139 58L143 59V60L140 59V61L143 62V64H142L143 68H141V69L138 71V73H139V72L142 73L141 71H142V70H143V71L145 70V71L147 72V75H148V76L150 75V76H152V77H156V78L158 77V78H160V79H159V85H155V84H154L155 82L153 83L155 86H154L152 83H151L152 85H151V84H148L147 79H144V78H146V76H145V75L142 76V74L140 75V74L137 73L138 75H137V74L134 75L135 77L132 76V75H129L130 77L132 76V77L130 78V79H131L130 82L133 83V84L135 83L134 85H136V87H138L136 90L133 89V88H131V89H132L131 92L134 93V95H137L136 98H132L133 96H131V97L128 96V94H127V93H128L127 88H128L129 86H128L127 88L124 87L125 89H124V91H123L122 93L119 94L120 97H117L118 99L115 98V97H116V96H115L116 94L114 95V99H115L114 102H116V103L124 102V100L128 98V100H127L125 103L130 102V103H129V106H131L132 104H135V103H137V104L140 103L141 105H142V104H147L148 102H151L152 100H156L157 102H155V103L152 105L153 107L156 106L155 108L152 109L153 111H152V114H151V115H153V116H154V114H155L156 112H158V113H161V112H162V108L159 107V105H161V102H160V101H163V100L161 99V97H158L157 95L160 94V93H162V94L166 93L167 96H168L169 93H170V90L167 91V92H165V91L162 90V86H166V83H164V81H165L164 79H165V77H166V74H165V73H166V72H168V73L170 72L171 75H173V76H175V74H176L177 76L180 75L179 77L181 78V76H184V75L188 76L186 72H188V71H190V70H194V69H198V70H199V69H202L203 64H204V68H207L208 65H209V68H207V69H208V71H210L209 69H212V66H214V64H215L216 61H217V59H216L217 57H216L215 54H217L219 51H216V50H219V48H220V49H221V48L223 49L224 47H221L222 45H223V46H224V45H227V46H226L227 48L229 47V44H227V42L224 41L225 43L223 42V44H222V43H220V41H219V40H221V39L224 40V38H221V39H220L221 34L223 33V35H224V33H225V32H223L222 29H221L222 26L225 27L224 30H227L228 28L230 29V28H232V27H235V26H232V27H231V23H230V26H229L228 21H229V22H233V21L235 20V21H236L235 23H237V20H238L239 22L241 21V23H243L244 25H247V26H248L249 23L252 22V23L250 24L251 27H252V26H255V27H256V26H257V27L260 26V29H258V31L260 30V31H259L260 33H261L262 31H264V28L261 29V27H264V26H261V25H260V23H262V22H260V21H259V22H258V21L255 22V20H259V18H260V17H256L257 19L255 18V16H257L256 14H257L258 12H259L258 15L260 16V13H261V16H262L261 18H262V20H264V15H262V14H264V0H261V1H260V0H259V1L256 0V3H257V4H254V3H255V0H245V1H251L252 3L254 2L253 5H252L250 2H248L249 4H251L250 6H251L252 8H250V7H249V4H247V2H245L244 0H243L244 2H241V3H244V5L241 4V3H240L241 5H240L238 0H235V2H234V1H231V0H230V1H229V0H223V2H224V1H227V2H228V3L225 2V3H227V4L229 5V7H228V6L225 4V5H226V8H225V9H227V11H226V10H225L224 12H223V11H215L214 14H211V13L209 12V10H210V11H211L212 9H214V10H215V9L218 10V9L220 8V7H219V6H220V4H219V0H218V1H217V0H207L206 2H203L204 4H202V5H200V6H199V5H195V3H196V4H199V2H198L197 0H193V3L191 2L192 0H191L190 2H189V0H186V1H188V2H187V4H186V2H185L184 4L187 5L186 7H189L190 9H191L192 6H194V7L196 6L197 9H198V11H202V13H203V11H204V14H207V11H206V10L209 9V10H208V12H209L208 14H210V15H209L208 17H210V16H214V15L217 16V17H218V15H219L220 19H221V16L223 17V20H222V19H221V20L219 19L220 22H221L223 25H222V24H221V25H218V26L216 25V27H215L214 24H213V25L211 24L210 27L214 26L215 28H214V27H212V28H214V29H212V28L210 29V27L208 28V29H210V30H212V31H209V32H210V34H209L210 36H207V37H211V35H216V34H217L216 36H218V37H216V36H212L211 39H212V41H213L214 38H215V39L217 38V40H218L219 43H220V44H219V48H218V46L216 45V44H218V41L216 40V41H213V42L210 43V41L208 42L209 38H208L207 41H204V42H206V43H207V42L209 43V44L207 43V48H206V46H204L205 44H204L202 41H199L200 39H203L204 36L206 37V35H204V34H206V31H205L204 29H203V30L200 29L201 25H203L202 22H199L200 19H201V16H200V15H201L202 13H201V12H200V13L198 12V13L200 14L199 16H198V13H196L197 15H196V14H195V15H196L197 17L194 16V17H195L194 19H193V17H191L193 14H190V16H189L190 18H189L188 16H186V19H184V20H187V19L189 20V19H190L188 22H192V21H193L191 24L196 26V27L194 26V28L200 30V32H199L198 30H197V31H194V35H193L192 31H190L192 35H191V34H187V33H188V30H187V29H191V30L193 29L192 26H191V28L188 27V26L191 25L190 23H189V25L187 26V29H180V27L177 26L176 28L180 29V30L177 29L178 31L175 30L176 28H175L173 25L170 26V27H174V29H173V28H169V27H167L168 25H170V24L173 23V22L170 23L169 21H167V19H168L167 17H170V16L172 17V16H173V18H172L170 21H172L173 19H176V17H178V15H179V14L177 15V13H178L179 10L181 9L180 12H182L183 14H182L181 16L179 15V19H180V18L182 19V17L185 18L184 16H185L186 13H188V11L190 10L189 8H187L188 10H187L186 8H184V10H185V9L187 10L186 13H185L184 10H182V9H183L182 5H184V4H181V7H182V8L179 7V6H180L179 4L181 3L180 1L183 2V0H180V1H179V0H174V1H173V0H165V1L162 0V1H160V2H159ZM170 1H171V2H170ZM177 1H178V2H177ZM184 1H185V0H184ZM199 1H200V0H199ZM202 1H203V0H202ZM236 1H237L238 4H239V5H236L238 8H240L239 10H238V8H237V9H234V6H235L234 3L237 4ZM241 1H242V0H241ZM22 2H23V0H22ZM25 2H26V0H25ZM27 2H28V1H27ZM29 2H31V0H30ZM29 2H28V3H29ZM34 2H33L32 4H31V3H29V4L33 6ZM38 2H39V1H38ZM63 2H64V0H63ZM69 2H70L71 4H73V3H72V0H71V1L68 0L66 3H69ZM89 2H90V3H89ZM112 2L114 3L115 0H113ZM128 2H129V1H128ZM144 2L147 3L146 0H144ZM172 2H173V3H172ZM179 2H180V3H179ZM194 2H195V3H194ZM229 2H232L233 5L231 4V5H232V6H231ZM259 2H260V4L262 3V5L258 4ZM5 3H6V2H5ZM11 3H10V4H11ZM17 3H18V4H17ZM23 3H24V2H23ZM28 3H26V6L28 5ZM41 3H39V4H40V7H41ZM58 3H59V1H58ZM66 3H65V4H66ZM75 3H76V4H75ZM75 3H74V4H75L74 6L77 5V3H78L77 0H75ZM85 3H86V2H85ZM99 3H98V0H97V2H96L97 5H94V4H93V6H94L95 8H97V7L100 8V10H102L103 12L106 11L105 13L108 14L107 17H108L109 19L107 18V19H108V20H107L106 18H104L105 15L102 14V11L100 12L98 9H97V12H100L101 15H102V17L100 16V18H101V19L103 18L104 20L106 19L107 21H104V20L101 21V19H97V15H95L96 19H97L98 21H99V20L101 21V22H100L101 25H102L103 22H106V23H104V25L107 24L108 21L110 20L111 23H110V21H109V23H110L111 25H109V23H108L109 27H111L113 30L116 29V30L118 31V32H117V31H112V29L110 30V28L107 27L108 25H105V26H101V25H100V26H98L99 24H97L98 27H95L96 30H98V31L101 30L102 32H100V33H104V31H105L106 33H109V35H110L109 37L106 36V40L103 39L105 43L103 42V40H102V42H101V40H99V39L101 38V36H99L100 38L98 37V40L100 41V42H99V43H100V46L102 47V48H100V49H105V48H103V46H104L105 44H106L105 47H107V43H106V42H109V41H112V40L116 41L117 38H116V39L114 38V37H115L114 34L116 35L117 33H119V31H121V33L124 35V37L121 35V33H119V36H118V37H121V39L125 40L124 38H125L126 36L129 37L128 34H129L133 29H135V31H136V28H134L133 25L135 26V24H136L137 27H138L139 25L141 26L143 23H144V25L146 24V22H142V24H140V20H139V22L137 21L139 18L137 17V15H136L137 13H135V12H137V9H136V8H140V7H138V6L136 5V8H135V6H134L135 3L132 4V5L134 6V7H132V8L135 9V10L133 11V12L135 13V16H136V17H135V16L133 15L135 19H134L132 16H130L131 14H129V11H132V9H131V10L128 9V8L131 6V4H130L131 2L128 4V5H130L129 7H127L128 5H127V6L124 5L126 8L123 7V6H119V5H121V3H120L118 6H116L118 3L115 2V3L113 4V5L115 6V7H114V10L111 11V10H112V7L110 6V7H108V8L111 9V10H108V9H107L108 12H107V10H106V7L103 8V6H101V7L103 8V9H101L100 5H98ZM108 3H109V4H108ZM145 3H144V4H145ZM150 3H147V4H150ZM159 3H161V4L163 5L162 7H163L164 9H163L162 7H161L160 9H158V8L160 7V4H159ZM174 3H175V4L177 3V5L175 6ZM201 3H202V2H200V4H201ZM217 3L219 4V6H218ZM220 3H222V2L220 1ZM0 4H1V3H0ZM10 4H8V5H7V4H4V5H3V3L1 4L2 7H4V8H1V7H0V8H1L0 12L2 11L0 15H2V16L4 15V16H3V17L0 16V24H3V23L5 24V21H7V18H8V20H9V19H11V20L13 19V18H11L12 16L6 18V14L9 13L8 15L10 16V14L12 13L13 10H14V12L16 11V13H17V9H18V8H16L15 6H14L15 9L13 8V10H12L11 7H6V6H9ZM12 4H11V5H12ZM35 4H37V3L35 2ZM53 4H54V3H53ZM60 4L62 5L63 3H60ZM65 4H63V5H65ZM71 4L68 5V8H69V6H70ZM78 4H81V3H78ZM123 4H122V5H123ZM153 4H154V5H153ZM156 4L159 6V7L157 6L158 8H156ZM208 4H209V5H208ZM214 4H216L217 6H216V5H215L216 7H215V6H211V5H214ZM223 4H224V3H223ZM223 4H222V5H223ZM1 5H0V6H1ZM5 5H6V6H5ZM11 5H10V6H11ZM21 5H23V4L21 3ZM82 5L85 6V9L87 8V6H86L85 4L82 3ZM82 5H81V6L79 5V6H80L81 8H83L84 6L82 7ZM152 5H153V6H152ZM170 5H171V6H170ZM173 5H174V6H173ZM178 5H179V6H178ZM225 5H223V6H225ZM246 5H248V6H246ZM32 6H31V7H32ZM34 6H35V5H34ZM34 6H33V7H34ZM36 6H37V5H36ZM53 6H54V5H53ZM53 6H52V7H53ZM168 6H169V7H168ZM190 6H191V7H190ZM210 6H211V7H210ZM223 6H222V7H223ZM236 6H235V8H236ZM12 7H13V5H12ZM19 7H20V6H19ZM56 7H57V6H56ZM61 7H62V6H61ZM65 7H67V6H64V8H65ZM71 7H72V6H71ZM71 7H70V8H71ZM80 7H78V6H77V8L75 7V8H76L75 10L71 8L72 10H74V11H72V10H71V11L74 12V13H76L75 11H76L77 9H78V10L81 9ZM94 7H93V8H94ZM117 7H118V8L120 7V10H119ZM122 7H123V9H124V8L126 9V10H125V11H126L125 14H124V11H122V9H121ZM166 7H167V8H166ZM170 7H171L173 10H170V9H171ZM175 7H176V8H175ZM184 7H185V6H184ZM194 7H193V9H194V11H195V10H196V7H195V8H194ZM203 7H204V8H203ZM208 7H210V8H208ZM217 7H218V9H217ZM230 7H231V8H230ZM5 8H8V9L10 8L9 10H12V11H8V13H5V14H4V11H6ZM23 8H24V7H23ZM23 8H22V10H21V7H20V10H18V11H20V12H21V11L24 12V10H25L26 7L24 8V10H23ZM28 8H30L29 5H28ZM34 8H36V7H34ZM37 8H38V6H37ZM53 8H54V7H53ZM53 8H52V9H53ZM58 8H59V10H60V6H58ZM88 8H92V6L90 7V5H89ZM88 8H87V9H88ZM116 8L119 10V12H121V11L123 12V13L121 12L120 16H119V14H118V10H117ZM130 8H131V7H130ZM155 8L157 9V12H156V13H155V11H156ZM179 8H180V9H179ZM201 8H203V9H201ZM211 8H212V9H211ZM232 8H233V9H232ZM32 9H33V8H32ZM47 9H48V8H47ZM47 9H46V10H47ZM65 9H66V8H65ZM148 9H149V10H148ZM168 9H169L170 11H169ZM174 9H176L177 12H176ZM222 9L224 10V8H222ZM231 9H232V12H231ZM35 10H36V9H35ZM39 10H40V9H38V11H39ZM44 10H45V9H44ZM66 10H67V9H66ZM78 10H77V11H78ZM81 10H82V9H81ZM92 10H93V9H92ZM94 10H95V9H94ZM94 10H93V11H94ZM153 10H154V11H153ZM159 10L161 11V14H162V15H163V13H164V17H165V18H163V16L159 13ZM163 10H164L165 12L168 11V12L171 13V14H169V13H165ZM191 10H192V9H191ZM237 10H238V11H237ZM240 10H242V11H240ZM27 11H28V9L26 10V12H27ZM32 11H33V10H32ZM32 11H31V13H32ZM40 11L42 12L43 10H40ZM49 11H50V8H49ZM53 11H54V10H53ZM68 11H69V9H68ZM68 11L65 12V10H64L65 14L71 12V11H69V12H68ZM82 11H83V10H82ZM89 11H91V9H89ZM95 11H96V10H95ZM115 11H116V12H115ZM150 11H152V12H154L155 14L160 15V16H156V15H155L154 18H153L152 16L154 15V13H152V12H150ZM172 11L176 12V15H175ZM196 11H197V10H196ZM205 11H206V12H205ZM228 11L231 13L230 15H229V12H228ZM251 11H255V12H257V13H255V15H254V12H252V14H250ZM6 12H7V11H6ZM10 12H11V13H10ZM14 12H13L12 14H16V13H14ZM20 12H18V13H20ZM22 12H21V13H22ZM35 12L37 13V11H35ZM41 12H40V14H41ZM50 12L52 13V10H51ZM55 12H57V11L55 10ZM55 12H54L53 14L50 13V16H51V15H53V16L57 15ZM60 12H61V11H60ZM72 12H71V13H72ZM86 12H87V11H85V13H86ZM112 12H113L114 14L116 13V14H115L116 16L118 15L117 18H113L114 14L111 15ZM133 12H130V13H133ZM149 12L152 14V16H151V14H150ZM190 12H191V11H190ZM226 12H228V14H227ZM237 12H238V13H237ZM239 12H241V13H239ZM242 12H244V13H242ZM246 12H249V13H246ZM2 13H3V14H2ZM44 13H45V12H44ZM57 13H58V12H57ZM77 13H80V14H74V15H80L79 18H81V19H82V16H83V15H84L85 18H87V17H89V15H91V17H92V19H93L92 14H89V13H92V12H89L88 14H83V13L81 14V12L78 11ZM158 13H159V14H158ZM172 13H173V15H172ZM191 13H192V12H191ZM194 13H195V12H194ZM235 13L238 14V15L241 14V15H240V19L242 18V16H243V18L240 20L239 17H237L238 15L236 16ZM26 14H27V15L30 14L29 11H28V13H26ZM26 14H25V15H26ZM37 14H39V13H37ZM37 14H36L35 17H34V13H33V18H34V19L37 17ZM40 14H39V15H40ZM46 14H47V13H46ZM46 14H45V15H46ZM48 14H49V13H48ZM48 14H47V15H48ZM60 14H61V16H60L59 14H58V16H60V17L64 16V15H63V10H62V13H60ZM94 14H95V13H94ZM97 14H99V13H97ZM126 14L129 15V16H127ZM168 14H169V16H168ZM180 14H181V13H180ZM244 14H245L247 17H245ZM248 14H250V15L248 16ZM8 15H7V16H8ZM18 15H19V14H18ZM30 15H31V14H30ZM43 15H44V14H43ZM45 15H44V16H45ZM68 15H69V14H67V16H68ZM81 15H82V16H81ZM85 15H88V16L86 17ZM99 15H100V14H99ZM121 15H126V16H125V18H121V17H122ZM165 15H167V16H165ZM188 15H189V13H188ZM202 15H203V14H202ZM13 16H14V15H13ZM16 16H17V15H16ZM16 16H15L14 18H16ZM19 16H20V15H19ZM22 16H24V15H22ZM31 16H32V15H31ZM31 16H29V17H31ZM58 16H57V18H58ZM69 16H70V15H69ZM69 16H68V18H69V20H70L71 18H70ZM71 16H73V15L71 14ZM147 16H148V17H147ZM215 16H214V17H215ZM234 16H235L236 18H235ZM48 17H49V16H48ZM65 17H66V15H65ZM73 17H74V16H73ZM84 17H83V18H84ZM98 17H99V16H98ZM126 17H127V18H126ZM129 17H130V19H129ZM131 17H132L134 20H136V19L138 18V19L136 20L137 23L134 21L133 23H135V24H133V23H132L133 19H131ZM149 17H151V18H150L151 21H149ZM161 17H162V18H161ZM171 17H170V18H171ZM187 17H188V18H187ZM199 17H200V18H199ZM204 17H205V16H204ZM214 17H213V18H214ZM233 17H234V18H233ZM248 17H251V18H248ZM18 18H19V17H18ZM25 18L27 19L28 17H25ZM25 18H24L25 21H22V23H23V22H26V19H25ZM33 18L31 19L32 21L34 20ZM43 18L46 19L47 16H46V17H43ZM43 18H42V19H43ZM62 18H63V17H62ZM62 18H61V22H63V24H65V23H64L65 21H63ZM66 18H67V17H66ZM66 18H65V19H66ZM68 18H67V20H68ZM85 18H84V19H85ZM119 18H120V19H119ZM142 18H143V19H142ZM146 18H147V19H146ZM152 18H153V19H152ZM160 18H161V19H160ZM166 18H167V19H166ZM197 18H199V19H198V22H199V23L196 21ZM211 18H212V17H211ZM225 18H226L227 20H226ZM232 18H233V19H232ZM237 18H238V19H237ZM245 18H248V19H252V18L254 19V18H255V19H254L253 21L251 20V22H249L250 20H247V19L244 20ZM261 18H260V20H261ZM5 19H6V20H5ZM16 19H17V18H16ZM20 19L22 20L23 18H20ZM40 19H41V18H40ZM42 19H41V20H42ZM47 19H49V18H47ZM51 19H52V17H51ZM63 19H64V18H63ZM72 19H73V18H72ZM74 19L78 20V18H74ZM87 19H88V18H87ZM87 19H86V21H87ZM92 19H91V20H92ZM118 19H119V20H118ZM123 19L126 20V22H124V23H126V24H125V25L123 24L124 26L121 25V24H122V21H120V20H123ZM154 19H156V20H154ZM165 19H166V21L169 22L170 24L166 23V22H165ZM177 19H178V18H177ZM177 19H176V20H177ZM202 19L204 20L203 17H202ZM209 19H210V18H207V17H206V21L208 22L207 27L210 25L209 23L212 22V21H210ZM229 19H230V20H229ZM231 19H232L233 21H232ZM236 19H237V20H236ZM3 20H4V21H3ZM14 20H15V19H14ZM14 20H13V21H14ZM53 20H54V18H53L51 21H53ZM56 20H57V19H56ZM67 20H66V21H67ZM76 20H74V21H75L74 24H76ZM89 20H90V19H89ZM89 20H88V21H89ZM152 20H154L155 23L152 22ZM158 20H159V22H162V21L164 20V22H162V23H164V24L162 25V27H163V26L166 27V30L163 29V28L160 27V26L158 27V25H159V24L157 25ZM184 20H183V19L181 20V24H179V26H182V24H183L182 22H183ZM191 20H192V21H191ZM194 20H195V21H194ZM203 20H202V21H203ZM208 20H209V21H208ZM211 20H213V19H211ZM13 21H10V20H9V22H13ZM28 21L30 22V18L28 19ZM37 21H40V20L37 18ZM46 21H48V20H46ZM71 21L74 22L73 20H70V25H71ZM78 21H79V20H78ZM84 21H85V20H84ZM88 21H87V22H88ZM93 21H95V18H94L92 21H89V22H90V23L92 22V24H93ZM127 21H128V22L131 21V23L128 24ZM156 21H157V22H156ZM179 21H180V20H178V22H179ZM204 21H205V20H204ZM204 21H203V22H204ZM213 21H214V20H213ZM222 21H223V22H222ZM242 21H245L246 24H245L244 22H242ZM247 21H248V22H247ZM14 22H15V21H14ZM14 22H13V24L10 23V25H9V24L5 25V26L8 27V29H5V28H6L5 26L0 25V26H3V27H4V30H2L3 32L0 30V31H1V33H0V37H1V38H0V39H1L0 44H1V43H2V44L4 43V42H3V40L5 39V37H3L4 35H5L6 37H7V36H8V37H9V36H10V37H13V39H12L13 42H17V41L20 39V38H17V35H13L14 33H13V34L11 33V31L14 32V30L18 29V26H16V24L18 23V20L16 21L17 23L15 22L16 24H15ZM34 22H35V21H34ZM43 22H44V19H43ZM59 22H60V18H59ZM59 22H58V23H59ZM87 22H86V23L84 22V23H85V25H84L85 27H87V25H88V26L91 25V24H89V22H88V23H87ZM114 22L119 26V28H118L119 30L117 29V26L115 27L116 24H114ZM151 22H152V23H151ZM176 22H177V21H176ZM194 22H195L196 24H195ZM207 22H206V24H207ZM215 22H216V21H215ZM254 22H255V23H254ZM7 23H8V22H7ZM37 23L39 24V23H41V22H37ZM44 23H46V25H48L49 27H50L51 25H54V23H52L51 25H50L48 22H44ZM58 23H57V24H58ZM80 23L82 24L81 20H80L79 24H80ZM98 23H99V22H98ZM118 23H119V24H118ZM165 23L167 24V26H166ZM179 23H180V22H179ZM184 23H185V22H184ZM212 23H213V22H212ZM11 24H12V25H11ZM19 24H21V23H19ZM23 24H24V23H23ZM31 24H32V23H31ZM38 24H37V25H38ZM57 24H56V25H57ZM59 24H60V23H59ZM81 24H80V25H81ZM86 24H87V25H86ZM112 24H113V25H112ZM130 24H133V25L131 26ZM154 24H155V26H156L157 28L154 26ZM175 24H176V23H175ZM199 24H200V25H199ZM232 24H233V23H232ZM26 25H28V24H26ZM34 25H36V23H35V24L33 23V25H28V28L25 27L24 30H25L26 28H27V29H29V28H30V29L34 28V27H35ZM37 25H36V26H37ZM42 25H44V24H42ZM46 25H45V26H46ZM72 25H73V23H72ZM77 25H78V24H77ZM77 25H75V26L73 25L72 28L74 29ZM82 25H83V24H82ZM127 25H128V27H126ZM129 25L132 27V30H129L130 32H129V31L126 32L125 30H123L124 27H125L126 30H127V29L130 27ZM151 25H153V27H152ZM177 25H178V24H177ZM184 25H185V24H184ZM186 25H187V22H186ZM198 25H199V26H198ZM10 26H11V27H10ZM22 26H24V25H22ZM31 26H34V27H31ZM45 26H44V28H47V31H48V26H47V27H45ZM84 26H83V27H84ZM113 26L115 27V29L113 28ZM140 26H139V27H140ZM197 26H198V27H197ZM227 26H228V27H227ZM9 27H10V28H9ZM40 27H41V26H40ZM40 27H39V28H40ZM52 27H53V26H52ZM57 27H58V29H59V26H57ZM61 27H62V25H61ZM78 27H79V25H78ZM81 27H82V26H80V28H81ZM89 27H90V26H89ZM100 27H101L102 29H99ZM131 27H130V28H131ZM135 27H136V26H135ZM139 27H138V28H139ZM184 27L186 28V26H184ZM184 27H182V28H184ZM217 27H219V28H217ZM223 27H222V28H223ZM12 28H13V29H12ZM19 28H20V30H19V32L16 33V34H20V33L23 34L24 31L21 30V29H23V27L21 28V25H20ZM39 28L36 27V29H38L37 31H41V30H42V29L40 30ZM44 28H43V30H44ZM50 28H51V27H50ZM50 28H49V30H50ZM55 28H56V27L54 26V30H55ZM63 28H64V25H63V27H62L61 30H63ZM80 28H79V29H80ZM122 28H123V29H122ZM130 28H129V29H130ZM152 28H154V29H152ZM167 28H169V29H171V30H169V29L167 30ZM236 28H237V27H236ZM236 28H235V29H236ZM252 28H253V27H252ZM0 29H1V27H0ZM34 29H35V28H34ZM58 29H56V30L60 32L61 30H58ZM79 29H78V30H79ZM84 29H85V28H82V29H81L82 32H83ZM95 29H93V30H95ZM107 29H108V31H107ZM120 29H121V30H120ZM155 29H156V30H157V29H160L161 31H160V30H159V31H158V30L156 31ZM162 29H163V30H162ZM196 29H195V30H196ZM208 29H207V30H208ZM229 29H228V30H229ZM232 29H233V28H232ZM235 29L233 30L234 32L236 31ZM51 30L54 31L53 29H51ZM76 30H77V29H76ZM76 30H75V32H76ZM93 30H92V34H93V32H95V31H93ZM109 30L112 32V34H110L111 32H109ZM148 30H149V29H148ZM154 30H155V31H154ZM172 30H174V31H172ZM183 30H184V31H183ZM193 30H194V29H193ZM216 30H218V31H216ZM228 30H227L226 32H228ZM230 30H231V29H230ZM230 30H229V31H230ZM261 30H262V31H261ZM27 31H29V30H27ZM47 31H45V33H47L48 36L50 35L51 38H53L52 35L49 34ZM63 31H64V30H63ZM63 31L60 32V33H62V34L56 32V31H55V32L58 33V34H60V35H65V34H63ZM71 31L73 32L72 29H71ZM71 31H70V32H71ZM122 31H124L125 33L122 32ZM135 31H134V30L132 31V32H133V35L131 36L132 39H133L134 34H135V35L137 34V33H134ZM181 31H182V35H183V33H184V36H181V37H180V35H181V34H180ZM201 31H202V32H201ZM203 31H204V34H203ZM214 31L217 32V33H214ZM221 31H222V32H221ZM233 31H232V32H233ZM9 32H10L12 35H8ZM15 32H16V31H15ZM25 32H26V30H25ZM25 32H24V33H25ZM30 32H32V31L30 30ZM30 32H29V33H30ZM33 32H34V30H33ZM42 32H43V31H42ZM42 32H41V34H42ZM49 32H50V31H49ZM75 32H73V33H71V34L69 33V35H68V36L70 37V38H69V39H70V43H71V41H72V40H71V35L75 34ZM77 32H78V31H77ZM77 32H76V33H77ZM79 32H80V31H79ZM82 32H80V33H82ZM96 32H97V31H96ZM113 32H114V33H113ZM116 32H117V33H116ZM128 32H129V33H128ZM132 32L130 33V35L132 34ZM147 32H148V31H147ZM158 32H159V33H158ZM172 32H174V33H172ZM175 32H176V34L179 32V33L177 34V36H175V35H176ZM186 32H187V33H186ZM195 32H198V33L195 34ZM207 32H208V31H207ZM209 32H208V33H209ZM234 32H233V33H234ZM237 32H238V30H237ZM237 32H236V33H237ZM29 33H28V34H29ZM34 33H35V32H34ZM39 33H40V32H38V34H37V33H35V34H37V36H39V35H40ZM51 33H52V32H51ZM53 33H54V32H53ZM80 33H79V38L81 37V36H80ZM97 33H99V32H97ZM100 33H99V34H100ZM106 33H105V34H106ZM156 33H157L158 35H157ZM200 33H201V34H200ZM213 33H214V34H213ZM220 33H221V34H220ZM230 33H231V32H230ZM22 34H21L19 37H22ZM35 34H34V38H35ZM43 34H44V32H43ZM43 34H42V36H43ZM58 34L55 35V37L58 36L57 39H58V38H59V39H63V38L65 39L66 36H64V37H63V36H62V37L60 36V37H59ZM83 34H84V32H83ZM83 34H82V38H81V39H83V41L87 40V41L89 42V41L91 40V38H87V37H92V36H93V35H90V34H89V35H87V37H86V36H83ZM94 34H95V33H94ZM140 34H141V35H140ZM179 34H180V35H179ZM185 34H187L188 36H187V35L185 36ZM199 34H200V35H199ZM202 34H203L204 36H203ZM218 34H219L220 36H219ZM226 34H227V33H226ZM243 34H244V33H243ZM30 35H31V33H30ZM44 35H45V34H44ZM53 35H54V34H53ZM75 35L78 36V33L75 34ZM75 35H74V36H75ZM100 35H101V34H100ZM106 35H107V34H106ZM111 35H112V36H111ZM172 35H174V36H172ZM178 35H179V36H178ZM198 35H199V38H200V36H202L203 38H200V39H199V38H198ZM232 35L235 36L234 34H232ZM237 35H238V34H237ZM237 35H236V37H237ZM245 35H246V34H244V36H245ZM23 36H24V35H23ZM25 36L28 38L27 33H25ZM37 36H36V37H37ZM48 36H47V37H48ZM50 36L48 37V39H47V38H46V39L49 40ZM68 36H67V37H68ZM168 36H171V37L167 40V41H168V42H167L166 39H167ZM227 36H229V34H227ZM246 36H247V35H246ZM246 36H245V37H246ZM8 37H7V39H8ZM14 37H15V38H14ZM75 37H76V36H75ZM83 37H86V39L83 38ZM110 37H111L112 39L108 41L107 39L110 38ZM176 37H178V40H182V42L177 40V42H179V43L181 42V44H178V43L176 42V39H177ZM179 37H180V39H179ZM182 37H184V38H182ZM185 37H186V38H185ZM187 37H188V38H187ZM196 37H197V38H196ZM221 37H222V36H221ZM247 37H248V36H247ZM2 38H3V39H2ZM23 38H24V37H23ZM23 38H22V40L27 39V38H24V39H23ZM29 38H30V36H29ZM29 38H28V39H29ZM39 38H40V37H39ZM51 38H50V39H51ZM79 38H78V40H81V39H79ZM93 38H95V36H94ZM104 38H105V37H104ZM136 38H134V39H136ZM141 38H142V37H141ZM218 38H219V39H218ZM30 39H31V38H30ZM35 39H36V38H35ZM46 39H45V40H46ZM57 39L54 38V40H52V41L55 42V40H56V42H57ZM69 39H68V40H69ZM72 39H74V38H72ZM84 39H85V40H84ZM88 39H90V40H88ZM121 39L119 38L117 41L120 42ZM134 39H133V41H134L135 44H136L137 41L134 40ZM195 39H196V40H195ZM205 39H207V38H205ZM205 39H203V40H205ZM211 39H210V40H211ZM215 39H214V40H215ZM244 39H245V38H244ZM249 39H250V38H249ZM5 40H6V39H5ZM10 40H11V39H10ZM20 40H21V39H20ZM32 40H33V39H32ZM42 40H43V39H42ZM42 40L40 39V40L38 41V39H37L38 42H40V41H41V42L45 41V40H43V41H42ZM47 40H46V41H47ZM78 40H77V38H76V40H74V41H78ZM129 40H130V38H129ZM190 40H191V41H190ZM193 40H194V41H193ZM28 41H29V40H27V42H28ZM37 41H36V42H37ZM60 41H61V40H58V43H59ZM62 41L65 42V40H62ZM62 41H61V43L63 44ZM117 41H116V42H117ZM144 41H146V40H144ZM165 41H166V44H165ZM195 41H196V42L198 41V43H197L198 46H197V47H196V43H195ZM6 42H7V41H5V43H6ZM18 42H20V41H18ZM33 42H34V40H33ZM33 42H32V41H31L30 43L28 42V43L30 44V47H31L30 51H29V49H28V53H29V55H30V54L32 55V54H33L32 52H34V50H35V49L33 48V47H34V46H33ZM36 42H35V43H36ZM38 42H37V43H38ZM41 42H40V43H41ZM49 42H50V41H49ZM56 42H55L54 44L57 45ZM66 42H67V39H66ZM66 42H65V45L68 44V42H67V43H66ZM91 42H92V40H91ZM91 42L89 43V45H91ZM96 42H97V41H96ZM116 42H115V43H116ZM119 42L116 43V44H118V46H119L120 44L123 43V42H122V43L119 44ZM124 42H125V41H124ZM183 42H186V43H183ZM191 42H194V43L192 44ZM199 42H202V43H199ZM215 42H216V43H215ZM7 43H9V41H8ZM37 43H36V44H37ZM40 43H39V45H40ZM44 43H46V42H44ZM44 43H43V44H44ZM50 43H52V42H50ZM73 43H74V42H73ZM82 43H83V46H85V45H84V42H82ZM85 43H86V46H85V49H86V47H87V42H85ZM103 43H104V44H103ZM113 43H114V42H113ZM128 43H129V48H132V47H130V45L133 46V47L135 46L133 43H131V41H130V42L127 41V44H128ZM144 43H145V44H144ZM147 43H148V42H147ZM212 43H215L216 46H215L214 44H213V46H215V47L211 46ZM9 44H10V43H9ZM11 44H12V43H11ZM15 44H16V43H15ZM22 44H23V42H21V45H22ZM25 44H27V43L25 42ZM31 44H32V45H31ZM36 44H35V46H36ZM41 44H42V43H41ZM47 44H48V47H49V45H50L49 43H46V45L44 44V46L47 47ZM75 44H76V43H75ZM92 44H93V42H92ZM111 44H112V43H111ZM111 44L108 43V46L111 45ZM127 44L125 43V46H126V47L128 46ZM143 44H144V45H143ZM176 44H177V46L174 47V45H176ZM199 44H200V45H199ZM221 44H222V45H221ZM5 45H6V44L1 45L0 49L3 50V48H6ZM18 45H20V44L18 43V44L16 45V47H17ZM21 45L19 46L20 48H21L24 44H23L22 46H21ZM37 45H38V44H37ZM56 45H52V46L54 47V49L51 47V45H50V47H51L53 50L56 49V51H57V48H55ZM58 45H59V44H58ZM63 45H64V44H63ZM63 45H62V46H63ZM68 45H69V44H68ZM68 45H67L66 47H65V46H64V47L67 49V48H68ZM80 45H81V44H80ZM80 45H79V48H80V49H83V48L80 47ZM96 45H98V44L95 43V46H96ZM113 45H114V44H113ZM171 45H173L172 47H174L175 50L172 51V49H170V46H171ZM182 45H184V46L182 47ZM193 45H194V46H193ZM208 45H209L210 47H208ZM2 46H3V47H2ZM4 46H5V47H4ZM7 46H8V44H7ZM12 46H13V44H12ZM14 46H15V45H14ZM24 46H25V45H24ZM62 46H61V47H62ZM70 46L73 47V44H72V45L70 44ZM70 46H69V47H70ZM81 46H82V45H81ZM83 46H82V47H83ZM91 46H92V45H91ZM93 46H94V45H93ZM93 46H92V48H93ZM115 46H116V47H115ZM115 46H114V48L117 49V45H115ZM125 46H122V47H125ZM139 46H138L137 48H140ZM9 47H10V45H9ZM16 47H15V48H16ZM26 47H29V46H26ZM40 47H42V46L40 45L38 48L40 49ZM57 47H58V52H59V55H60V56L58 55V56L60 57V59L57 58V60H58V61H59V60L61 61V58H63V59H68V58L61 57V55L64 56L65 53L68 51L69 48L67 49V51H66L64 54H62V52H64V51L62 50L64 47H63L62 49H60L62 52L59 51L60 46H57ZM76 47L78 48V45H77V46H74L72 49L77 51V49H75ZM98 47H99V46H98ZM109 47H110V46H109ZM122 47H121V45H120V46L118 47V49H119V50L122 49L123 51L126 50V48L123 49ZM135 47H136V46H135ZM198 47H199V48H198ZM203 47H205V48H203ZM35 48H37V46H36ZM42 48H43V47H42ZM42 48H41V49H42ZM44 48H45V47H44ZM89 48H90V47H89ZM111 48H113V46H112ZM114 48H113V51L115 50ZM174 48H173V49H174ZM176 48H177V49H176ZM208 48H210V49H208ZM212 48H213L214 51L212 50ZM7 49H8V48H7ZM9 49H10V48H9ZM11 49H12V48H11ZM11 49H10V50H11ZM33 49H34V50H33ZM46 49H47V48H46ZM46 49H45V50H46ZM80 49H79V51H77V52H82ZM85 49H84V51H86ZM96 49H97V46H96L95 50L92 49V50H90V51L93 52V51H96ZM108 49H109V48H108ZM118 49H117V50H118ZM127 49H128V48H127ZM132 49H133V48H132ZM142 49H143V48H142ZM144 49H143V50H144ZM198 49H199V50H198ZM202 49H204L205 52H204V50H203V52H202L201 55H200V54H199V53H200L199 51H202ZM206 49H207V51H206ZM228 49H229V48H228ZM12 50H13V49H12ZM14 50H15V49H14ZM16 50H17V56H18V55H19L18 53L21 52V49L17 48ZM22 50H23V49H22ZM31 50H33V51L31 52ZM45 50L43 49L42 51H45ZM53 50H51V51H53ZM73 50L71 51V48H70V50L68 51V53L70 54V56H71L72 54H75V55H76V53H72V54L70 53V51L73 52ZM88 50H89V49L87 48V51H88ZM97 50H99V49H97ZM105 50H106V49H105ZM122 50L120 51L121 54H120V53H118V54L122 55V54H125L126 51H127V50H126L125 53H122V52H123ZM129 50H130V49H129ZM133 50H134V49H133ZM169 50H170V51H169ZM196 50H198V51L196 52ZM0 51H1V50H0ZM19 51H20V52H19ZM23 51L26 52V48H25V50H23ZM36 51H37V50H36ZM36 51H35V52H36ZM84 51H83V52H84ZM87 51H86V53H87ZM90 51H89V54L87 53V54L89 55V58L93 55V56H94V57H93L94 60H93L92 58H90V59H92V60H93L94 62H96L97 64L94 63L95 65H93V63L90 62V59H89L88 57L86 58V59H88V60L85 61L86 63H85L84 61H83V62H84L86 65H88V67H89L90 65L87 64V62H90V63L94 66V68H97V69H98V68L100 67V68L97 70V71L99 72V70L101 69V66H100V65H101V62H100V64L98 65V62H97V61H99L101 58L103 59V56L105 57V55H104L105 53H101V52L99 53V51H97V52L99 53V54L97 53V56L100 55V54L103 55V56L100 55V58L98 57V60H95V59H96V57H95L96 53L93 52V54L91 53V54H92V55H91V54H90ZM106 51H107V50H106ZM106 51H105V52H106ZM110 51H111V50H110ZM113 51H112V52H113ZM136 51H139V52H140V50H138V49H137ZM136 51H134V52L136 53ZM146 51H147V52H146ZM210 51H211V52H210ZM4 52H5V51L3 50V53H4ZM25 52H24V54H25L24 56H26V53H27V52H26V53H25ZM46 52L48 53V51H46ZM46 52H45V54H43V55H46ZM49 52H50V50H49ZM58 52H55V53H58ZM108 52H109V51H107V53H108ZM143 52H144L145 54H144ZM198 52H199V53H198ZM207 52H208V54L210 53V55H208ZM216 52H217V53H216ZM1 53H2V51H1ZM3 53H2V54H3ZM7 53L13 54L14 52H13V53H11V52H7ZM22 53H23V52H22ZM39 53L41 54V50H39ZM50 53H54V51H53V52H50ZM60 53H61V54H60ZM84 53H85V52H84ZM94 53H95V54H94ZM114 53H116V52L114 51ZM114 53H113V54H114ZM127 53H128V52H127ZM211 53L214 54L213 56H214L215 59H212L213 56H211V55H212ZM219 53H220V52H219ZM15 54H16V52H15ZM34 54H35V53H34ZM36 54H37V52H36ZM40 54H38V55H40ZM78 54H79L78 57H80V54L82 55V53H78ZM87 54H86V55H87ZM111 54H112V53L109 54V57H112V56H110ZM136 54H137V53H136ZM136 54H135V55H136ZM194 54H195V55H194ZM203 54H204V57H203ZM8 55H9V54H8ZM8 55H4V58H5V59L3 58V56H1L3 60L0 59L1 61H3V62H2L3 64L1 63V65H0V66H1V67H0V73H1V74H0V77H1L2 79H3V78L5 79L6 72L8 71L7 68L5 69V70H7L6 72H5V70H3L2 68L5 66V64H7V62H8V63L11 62V60H12L11 58H13V63L11 62L12 64H18V63H17L18 61L15 60V57H13V55H12L11 57L8 56ZM20 55H22L21 57H23V54L20 53ZM20 55H19V56H20ZM31 55H30V57H31ZM38 55H36V56L38 57ZM56 55H57V54H55V56H56ZM75 55H74V57H76ZM90 55H91V56H90ZM106 55H107V54H106ZM115 55H117V53H116ZM115 55H113V56L115 57ZM139 55H138V56H139ZM141 55H142V56H141ZM197 55H198V57H197ZM17 56H16V58H17ZM49 56H50V54H49ZM49 56L47 55V58H48ZM68 56H69V55H68ZM68 56H65V57H68ZM72 56H73V55H72ZM107 56H108V55H107ZM107 56H106V58H107ZM136 56H137V55H136ZM138 56H137V57H138ZM186 56H187V58H186ZM189 56H190V57H189ZM195 56H196V57H195ZM200 56H201V58H203V59H204V58H205V59L207 58L208 61L205 60V59H204V60H203V59H198V58H200ZM206 56H207V57H206ZM208 56H209V57H208ZM21 57H20V58H21ZM27 57H29V56L27 55L26 58H27ZM39 57H40V56H39ZM43 57H44V56H43ZM43 57H42V58H43ZM45 57H46V56H45ZM53 57H54V55H53ZM56 57H57V56H56ZM78 57H76V58H78ZM84 57H85V55H84ZM117 57H120V56H119V55L116 56V58H114V59H115L114 61L111 60L112 58H110V60H111L112 62H114V63H112L114 66H112L111 64L108 65L109 62H110V61L108 62L109 58H108L107 60H106V58H105V60H106V62H107V63H106L107 66H110L109 68H111V66H112V70H113V71H112V74H113V72H116V71H114L115 68L113 69V67H115V61H116V63L118 64V60H116V59H118ZM143 57H144V58H143ZM210 57H212V58H210ZM24 58H25V57H24ZM32 58H34L33 55H32ZM47 58H46L45 61L48 62V60H49V62H48V64H47V62H46V64H47L46 68L50 67V66H48L49 64H54V62H53V63L50 62V61H51V60H50L51 57H50L48 60H47ZM70 58H71V57H70ZM76 58L74 59L75 61L77 60L76 63L74 62L75 65L78 63V59H80L81 57L78 58V59H76ZM125 58H129V57H125ZM196 58H197V59H196ZM208 58H210V60H213V62H212V61L210 62V60H209ZM17 59H19V58H17ZM21 59H22V58H21ZM21 59H20V60H21ZM37 59H38V61L40 60L39 58H37ZM44 59H45V58H44ZM52 59H53V58H52ZM55 59H56V58H54L53 61H54ZM71 59H72V58H71ZM102 59H101V60H102ZM130 59H131V58H130ZM135 59H136V58H135ZM145 59H146V60H145ZM195 59H196V60H195ZM24 60H25V59H24ZM27 60H28V58H27ZM27 60H25V61H27ZM30 60H34V59H30ZM42 60H43V59H41V61H42ZM72 60H73V59H72ZM74 60H73V61H74ZM81 60H82V59H81ZM92 60H91V61H92ZM101 60H100V61H101ZM105 60L103 59L102 61L104 62ZM119 60H120V58H119ZM144 60L147 62V65L145 64L146 62H145ZM197 60H198V61H197ZM201 60H202V61H201ZM14 61H17V62L15 63ZM22 61H23V59H22ZM25 61H23V62H25ZM38 61H37V62H38ZM41 61L39 62V65H40ZM43 61H44V60H43ZM43 61H42V62H43ZM55 61H56V60H55ZM69 61H70V60H69ZM73 61H72V62H73ZM129 61H130V60H129ZM129 61H128V62L126 61V62L128 63V65H129ZM140 61H139V63H141ZM206 61H207V64L205 63ZM19 62H20V61H19ZM28 62H29V61H28ZM37 62H36V63H37ZM56 62H57V61H56ZM65 62H67V61L64 60V62L62 61V63H61V62H60V63L64 65ZM72 62H70V63H71L72 65H74ZM81 62H82V61H81ZM83 62H82V63H83ZM103 62H102V63H103ZM121 62H122V61H121ZM209 62H210V64H212V65H210ZM11 63H9V66H10ZM25 63H27V62H25ZM31 63H32V61H31ZM34 63H35V61H34ZM36 63H35V64H36ZM58 63H59V62H58ZM60 63H59L58 65H60ZM79 63H80V62H79ZM79 63H78L77 65H79ZM137 63H138V62H137ZM153 63H154V64H153ZM191 63H192L193 65H192ZM201 63H202V64H201ZM37 64H38V63H37ZM71 64H70V65H71ZM80 64H81V63H80ZM85 64H84V65H85ZM130 64L134 65L133 63H130ZM135 64H136V63H135ZM148 64H149V65H148ZM150 64H151V65H150ZM160 64L162 65V71H163L164 73L160 71V68H161V67H159V66H161ZM189 64H190V65H189ZM199 64H201V65H199ZM7 65H8V64H7ZM19 65H20V64H19ZM22 65H23V66H28L29 63H28V65H25V64L23 63V64H21L20 66H22ZM39 65H38V68L40 67ZM43 65H45V64H43ZM43 65H41V67H42ZM56 65H57V63L54 64V66H56ZM58 65H57V67L60 68V66H58ZM72 65H71V66H72ZM97 65H98L99 67H98ZM102 65H103V64H102ZM121 65H122V64H121ZM132 65H130L131 68L133 67ZM153 65H154V66H153ZM12 66H13V68H11V69H14V65H12ZM51 66H52V65H51ZM95 66H96V67H95ZM103 66H104V65H103ZM135 66H136V65H135ZM151 66H153V67L151 68ZM187 66H188V67H187ZM189 66H190V67H189ZM191 66H192V67H191ZM197 66H198L199 68H197ZM200 66H201V67H200ZM210 66H211V68H210ZM6 67H7V66H6ZM17 67H18V66H16V68H17ZM41 67H40V68H41ZM63 67H64V66H63ZM63 67H62V65H61V68H62L61 70L64 69ZM66 67H67V66H65V68H66ZM69 67H70V66H69ZM69 67H67V68H69ZM77 67H78V66H77ZM77 67H76V68H73V69L75 70V69H77ZM82 67H83V64L80 65V68H82ZM104 67H105V66H104ZM186 67H187V68H186ZM214 67H215V66H214ZM8 68H9V67H8ZM21 68H22V67H21ZM26 68H27V67H26ZM26 68H23V69L26 70ZM33 68H34V65H33ZM33 68H32V69H33ZM35 68L38 69L37 67H35ZM40 68H39V69H40ZM44 68H45V67H44ZM46 68H45V69H46ZM70 68H71V67H70ZM80 68H79V69H80ZM84 68H86V67L84 66ZM84 68H83V69H80V70H82L83 73H84L83 70H85ZM91 68H92V66H91ZM94 68H92V69H94ZM107 68H108V67H107ZM109 68H108V69H109ZM118 68H121V67L119 66ZM118 68H117V69H118ZM131 68H130V69H131ZM184 68H185V70H184ZM188 68H189V70H188ZM192 68H193V69H192ZM204 68H203V69H204ZM260 68H264V66H261ZM23 69H22V70H23ZM27 69H28V68H27ZM30 69H31V66H30ZM32 69H31L30 72H34V71H35V70L33 71ZM39 69H38V70H39ZM73 69L71 70L72 72H73ZM86 69H87V68H86ZM92 69H90V71H89V69H88L89 73H90V72L92 73L91 76H94V77H92V80L89 79V74H88V73H87V74H88V77H86V75H85L86 79H88L89 82H90V86H89V87H90V88H89L90 91H89V89H87L88 92H91V89H92L91 87L94 88V86H95V89H96V86L99 84L100 80L102 81V84L100 83V84L102 85V87H103V85L108 84L109 82H110V83L112 82V83H113V86H114L115 81L113 82V81H110V80L113 79L112 77H114V75H115V77H116V74H114L113 76L110 74L109 76L111 77V79L108 80L109 78H108V79H105V78H107V77H105V78H103L104 76L102 77V75H103L102 73H103V72H106V70H104L103 72H100L101 75H99V77L101 76L103 79H105L104 81L106 82L105 84H103L104 81H103L102 78H100L99 82H98V80L95 79V78H97V77H96L97 74H96V75H95V73L93 74V72L91 71ZM104 69H105V68H104ZM108 69H107V71H109ZM122 69H123V68H122ZM130 69H129V70H130ZM132 69H133V68H132ZM135 69H137V67H135ZM179 69H182V70H181V71H177V70H179ZM2 70L5 72V74H4V72H3V74H2V72H1ZM9 70H10V68H9ZM14 70H15V69H14ZM19 70H20V69H19ZM40 70H41V69H40ZM49 70H50V69H49ZM52 70H53V69H52ZM55 70H56V69H55ZM61 70H60V71H61ZM80 70H79V71H80ZM123 70H124V69H123ZM125 70L129 72L128 69H125ZM12 71H13V70H10L11 73H12ZM26 71H27V70H26ZM50 71H51V70H50ZM50 71L48 72L47 69H46V78L48 79L49 76H52V79H54V78H55V79H58L57 76L54 77L53 75H51V74H53V73H51ZM57 71H59L58 68H57ZM60 71H59V72H60ZM64 71H65V69H64ZM67 71H70V70H67ZM79 71H78V72H79ZM86 71H87V70H86ZM97 71L94 69V72L97 73ZM100 71H101V70H100ZM110 71H111V70H110ZM110 71H109V72H110ZM117 71H118V73L120 72L119 70H117ZM131 71L133 72V70H131ZM131 71H130L129 73H131ZM182 71H183V72H182ZM185 71H186V72H185ZM13 72H14V71H13ZM17 72H18V70H16L15 73L18 74ZM47 72H48L49 74L51 73L48 77H47V75H48ZM52 72H53V71H52ZM59 72H58V73H59ZM62 72H63V71H62ZM122 72H123V71H122ZM135 72H136V71H135ZM184 72H185V73H184ZM191 72H193V71H191ZM191 72H189L190 77H189V76H188V77H183V79H184V78H187V80H188V78H189V79H190V78L192 79V74H195V73H191ZM195 72H197V71H195ZM199 72H200V73L198 74V78H199V77L202 78V77H201L202 73H201V71H199ZM202 72H203V70H202ZM7 73H8V72H7ZM27 73H28V71L26 72V76H25V77H27V76H28V77H31V76L33 75V74L31 73L32 75L30 76V75H27ZM34 73H35V72H34ZM69 73H70V72H69ZM73 73L76 74L75 71H74ZM80 73H81V72H80ZM80 73H79V74H80ZM83 73H81V74L83 75ZM110 73H111V72H110ZM125 73H126V72H124V74H125ZM173 73H174V74H173ZM177 73H178V74H177ZM207 73H209V72H207ZM8 74H9V73H8ZM13 74H14V73H13ZM16 74L13 75V78H14V76H15ZM29 74H30V73H29ZM54 74H55V71H54ZM60 74H61V77L63 78V80H64L65 78L69 77V75H66V74H64V73H60ZM62 74H63V75H62ZM70 74H72V73H70ZM75 74H74V75H75ZM85 74H86V72H85ZM119 74H120V73H119ZM126 74H127V73H126ZM161 74H162V75H161ZM164 74H165V75H164ZM183 74H184V75H183ZM204 74H206V72L203 73V75H204ZM4 75H5V76H4ZM10 75H11V74H10ZM36 75H37V73H36ZM58 75H59V74H58ZM82 75H80V76H82ZM104 75L107 76L106 73H105ZM121 75H122V74H121ZM199 75H200V76H199ZM208 75H209V74H208ZM208 75H207V76H208ZM2 76H3V77H2ZM70 76H71V75H70ZM77 76H79V75L77 74ZM77 76H75L76 78H74L73 76H71L70 79H72V78L77 79V78H78ZM83 76H84V75H83ZM117 76H118V75H117ZM129 76L127 75V77H129ZM159 76H160V77H159ZM177 76H176V77H173V79L175 78V80H177V82H178L179 80L177 79ZM34 77H35V75H34ZM34 77L32 76L31 79L33 80ZM85 77H82V78H85ZM115 77H114L115 80L118 79V77H119V79H121V78H120V75H119L117 78H115ZM179 77H178V78H179ZM6 78H8V76H6ZM13 78H12V79H13ZM59 78H60V77H59ZM90 78H91V77H90ZM122 78H123V77H122ZM158 78H157V79H158ZM28 79L30 80V78H28ZM34 79H35V78H34ZM50 79H51V78L49 77V81H50ZM55 79H54V80H55ZM70 79H68L67 81L69 82ZM74 79H73V81H75ZM86 79H85V82H87ZM97 79H98V78H97ZM191 79H190V80H191ZM196 79H197V78H196ZM5 80H6V79H5ZM8 80H9V79H8ZM54 80H53V81H54ZM58 80H59V79H58ZM58 80H56V82H57ZM78 80H80V81L78 82ZM90 80H91V81H90ZM106 80L109 81V82L107 83ZM121 80H122V79H121ZM134 80H135V81H134ZM187 80H184V81L187 82V83H189V81H187ZM197 80L200 81V79H197ZM11 81H12V80H11ZM42 81H43V80H42ZM49 81L47 82V85H44L45 82L43 81L44 84H43V82H42V83H41V86H40L38 89H39V90H41V89L43 90L44 88H42V87H43V86H45V87L48 86V85H49L48 83L51 82V81H50V82H49ZM59 81H60V80H59ZM59 81H58V82H59ZM64 81H65V80H64ZM76 81L79 83V86H81V85H80V83H81V81H82L81 77L78 78ZM83 81H84V79H83ZM83 81H82V82H83ZM94 81H95V82H94ZM118 81H119V80H118ZM124 81H125V80H124ZM136 81H137V82H136ZM149 81H150V80H149ZM161 81H162V82H161ZM181 81H182V78H181ZM181 81H180V85L182 86V84H183L182 82H183V81H182V82H181ZM194 81H195V80H194ZM201 81H202V79H201ZM201 81H200V82H201ZM1 82H2V84H3V83H4V80H3V81L1 80L0 83H1ZM12 82H14V79H13ZM12 82L10 83V85H9V81H7V83H5L6 85H2V86H1V84H0V87H1L0 90H1L2 92H6V97H7V93H8V92L11 93L10 95H12V96H10L9 99H5V98H3L4 95L2 94V99H4V100H3V102H4V103H3L4 107L6 106L5 101H6V103H7V101H12V100L14 101V99H16L15 95L17 96V94H18V93H16L18 89H16V91H14V92H10V91H9V90H11V88L13 87V86L11 85ZM30 82L33 83V87H34V83H35V81L32 82V81L30 80ZM60 82H61V81H60ZM68 82H66V84H67ZM71 82H72V81H70V82L68 83V85L72 86V85H71V84H72ZM96 82H98V84L95 85L94 83H96ZM116 82H117V81H116ZM121 82H122V81H121ZM127 82H128V81H127ZM127 82H124V83H126V84H124L125 86L128 84ZM146 82H147V83H146ZM150 82H152V81H150ZM156 82H157V81H156ZM197 82H198V81H197ZM14 83H16V82H14ZM14 83H13V84H14ZM17 83L21 84L20 82H17ZM17 83H16V84H17ZM31 83L29 84V87L33 88L32 86H30V85H32ZM51 83H52V82H51ZM62 83H63V85H60V83H59L60 89H59V87L57 86L58 84H57V85H56V83H55V84L53 83V84H54V86H56L55 88L58 87V88H57V89H59L58 91H61L62 89H64V88L66 87V84H64L65 82L62 81L61 84H62ZM74 83H75V82H74ZM83 83H84V82H83ZM83 83H82V86H83ZM112 83H111V85H112ZM181 83H182V84H181ZM91 84H92L93 86H91ZM116 84H118V83H116ZM116 84H115V85H116ZM174 84H176L175 81H174ZM190 84H192V85H190V86L187 85V86H189V87L184 86L185 84H184L183 86L186 87V89H188L187 91H189V89H191V90H190V93H192L193 95H195L197 91L192 90V88H193L194 86H193V83H192V82H190ZM68 85H67V87H68V90H67V91H69V89H70ZM74 85H76V84H74ZM74 85H73V86H74ZM101 85H100L99 89H101ZM108 85H110V84H108ZM111 85H110L109 87L106 86V88L103 87V88H102L103 90H101V92H100V90H97V91H95V92H98V95H100L99 92L102 93V91H104L105 89H107V87L110 88ZM124 85H123V86H124ZM134 85H133V87H134ZM50 86H51V85H50ZM54 86H51V87L54 88ZM79 86H76L75 88H77V87H79ZM85 86H86V84H85ZM85 86H84V87H85ZM98 86H99V85H98ZM116 86H117V85H116ZM145 86H146V87H145ZM150 86H152V87H150ZM175 86H176V85H175ZM181 86H180V88H181ZM183 86H182V88H183ZM20 87H21V86H20ZM20 87H19V88H20ZM67 87H66V88H67ZM136 87H135V88H136ZM173 87H174V85H173L172 87L170 86V88H173ZM48 88H49V86H48ZM79 88H80V87H79ZM81 88H82V87H81ZM85 88H88V85H87V87H85ZM85 88L83 89V91L85 90ZM113 88H114V87H113ZM170 88H169V89H170ZM2 89H3V90H2ZM38 89H37V90H38ZM72 89H74V88H72ZM95 89H94V90H95ZM97 89H98V88H97ZM183 89H184V88H183ZM193 89H196V87H194ZM7 90H8V92H7ZM42 90H41V91H42ZM45 90H46V89H45ZM55 90H56V89H55ZM74 90H75V92H73V90H72L71 92H73V93H77V92H76V89H74ZM77 90H78V89H77ZM94 90L92 89V91H94ZM107 90H109V89H107ZM142 90H144V92H143ZM161 90H162V91H161ZM171 90H172V89H171ZM1 91H0V92H1ZM46 91H47V90H46ZM46 91H45V92H46ZM49 91H50V90H49ZM49 91H48V92H49ZM64 91H66V89H65ZM79 91H81V90L79 89ZM79 91H78V92H79ZM85 91H86V90H85ZM85 91H84L83 93H85ZM109 91H112V92H113L112 87H111V90H109ZM156 91H157V92H156ZM187 91H186V93H187ZM38 92H40V91H38ZM48 92H47V94H49V93L51 94V92H52V93H55L54 89H52L51 92H49V93H48ZM56 92H57V91H56ZM71 92H70V93H71ZM88 92H86V93H88ZM95 92H94V93H95ZM12 93H13V94H12ZM40 93H41V92H40ZM59 93H60V92H58L57 96L55 95V94H56V93H55V94H54L55 97H60V96H58ZM66 93H67V92H66ZM79 93H82V92H79ZM79 93H77L76 95H79ZM94 93H93V94H92V93H88V96L85 95L86 97H85L84 95H82V99H83V96H84L85 100H88V99H86V98H87V97L89 98V95H90V94H91V96H92L90 99L95 98V97H94ZM105 93H106V91H105ZM105 93H103L102 95H104ZM107 93H108V92H107ZM110 93H111V92H109L108 94L110 95ZM113 93H114V92H113ZM113 93H111V95H112ZM0 94H1V93H0ZM41 94H42V93H41ZM41 94H38V95H41ZM43 94H44V93H43ZM43 94H42V95H43ZM68 94H69V93H68ZM156 94H157V95H156ZM13 95H14V96H13ZM60 95H61V93H60ZM70 95H72V94H70ZM70 95L68 96L67 94H65V96H66L65 98H66V99H67L68 97L70 98ZM96 95H97V94H96ZM96 95H95V96H96ZM102 95H100V96H102ZM106 95H107V94H106ZM43 96H44V95H43ZM45 96H46V95H45ZM51 96L53 97L52 94H51ZM74 96H75V95H74ZM79 96H80V95H79ZM79 96H78V97H79ZM104 96H105V95H104ZM154 96H157V97H154ZM63 97H64V96H63V93H62V98H63ZM78 97H75V100H77L76 98H78ZM96 97H98V96H96ZM106 97H107V96H106ZM123 97H124L125 99H124V100H121V99H123ZM168 97H169L170 99H173V98H174L173 96H170V95H169ZM41 98H42V97H41ZM43 98H45V97H43ZM49 98H50V97H49ZM60 98H61V97H60ZM60 98H59V99H60ZM80 98H81V97H79L78 99H80ZM98 98H99V97H98ZM104 98H105V97H104ZM104 98H103V99H104ZM108 98H111V97H108ZM108 98H107L106 100H108ZM112 98H113V97H112ZM0 99H1V95H0ZM47 99H48V98H47ZM51 99H53V98H51ZM54 99H55V98H54ZM54 99H53V102H54V101L56 102V99H57V98H56L55 100H54ZM59 99H58V100H59ZM71 99L74 100V99H73V96L71 97ZM90 99H89V100H90ZM95 99H96V98H95ZM42 100H43V99H42ZM58 100H57V102H58ZM98 100H99V99H97L96 101H98ZM100 100H102V97L100 98ZM106 100H105V101H106ZM109 100H111V99H109ZM109 100H108V101H109ZM35 101L37 102V100H35ZM38 101H40V100L38 99ZM44 101H45V100H43V103H44V105H45V102H44ZM49 101H50V100H49ZM49 101H48V104H50ZM60 101H61V100H60ZM60 101H59V102H60ZM80 101H81V100H80ZM91 101H92V100H91ZM93 101H95V100H93ZM24 102H27V100L24 101ZM40 102H41V101H40ZM46 102H47V101H46ZM55 102H54V103L51 102V103H52L53 105H54V104L58 105V104L55 103ZM66 102H67V101H66ZM68 102H69L68 104L70 105L71 100L68 101ZM72 102H73V101H72ZM87 102L90 103V101H87ZM87 102H86V104H87ZM99 102L101 103V102H103V101H99ZM106 102H107V101H106ZM111 102H112V101H111ZM0 103H2V102L0 101ZM27 103H28V102H27ZM34 103H35V102H34ZM63 103H64V101H63ZM75 103H76V102H75ZM77 103H78V102H77ZM81 103H83V104L86 106L85 101H84V102H81ZM93 103H94V102H91V104H93ZM116 103H115V105H116ZM120 103H119V104H120ZM38 104H39V102H38ZM48 104H47V106H48ZM66 104H67V103H66ZM73 104H74V103H73ZM83 104H82V105H83ZM91 104H89V106H90ZM104 104L106 105L107 103H103L101 106H103ZM119 104H118V105H119ZM1 105H2V104H1ZM8 105H9V104H8ZM27 105H28V104H27ZM27 105H25V106H27ZM39 105H40V104H39ZM42 105H43V104H42ZM42 105H40L39 107H41ZM61 105H62V104H61ZM69 105H65V106H69ZM84 105H83V107H84ZM94 105H95V104H94ZM105 105H104V106H105ZM108 105L111 106V103H109ZM108 105H107V108L110 109V110H107V108L104 107V109H106V111H108V112H106V111L104 112V110H103V111L101 110L103 113L100 112V113H102V115L105 113V114H104V118H105V116H106V117H108L109 115L112 116L111 114L116 113V112L119 110L118 108L115 109V107H116L117 105H116V106L114 105V106H115V107H114L113 104H112L113 108H109L110 106L108 107ZM33 106H34V105H33ZM33 106H32V108L35 109L36 106H35V107H33ZM51 106H52V105H51ZM63 106H64V104L62 105V107H63ZM74 106H76V105H74ZM77 106H79V104H78ZM89 106H88L86 109H84L85 107L82 108L81 106L77 107V109H76V107L73 108V106H70V107H72L73 109H76V110H78L79 108L84 109V110H78V111H77V112H80V113L78 114V117H76V118H75V116L77 115V114H75L76 111H74L73 113L71 112L70 114H71V116H73L76 120H80L81 118L79 119V117H82L83 115L86 116V118H87L88 115H85V114H86L87 111H90V112H91V110H90L91 108H90V107H91L92 105H91L90 107H89ZM98 106H100V104H98ZM101 106H100V107H101ZM161 106H162V105H161ZM0 107H1V106H0ZM4 107L2 106V108H4ZM6 107H7V106H6ZM6 107H5V108H6ZM37 107H38V105H37ZM54 107H57V106H52V109H53V110H54ZM2 108H1V110H4V109H2ZM46 108H47V107H45V108L43 109V111H44V110L46 111ZM57 108H58V107H57ZM59 108H60V107H59ZM63 108H64V107H63ZM63 108L61 109V111H63L64 113H67V111H64V109H66V108H64V109H63ZM89 108H90V109H89ZM41 109H42V108H41ZM41 109H40V110H41ZM48 109L50 110L51 107L48 108ZM48 109H47V111H48ZM67 109H68V108H67ZM70 109H71V108H70ZM70 109H69V111H70ZM88 109H89V110H88ZM93 109L95 110V112H93V111H94V110H93V111H92L93 113H90L89 115L91 116V114H92L91 118H93V114L95 113V117H96V119H95V117H94V119H92V120H93V121H92V122H93L92 124H93L94 126L91 124L92 127H93V128H91V130H90L89 126H87V125H86L87 127L85 126L87 129L89 128V130H90L91 132H92V130H93V133H92L91 138H90L91 140L89 139L90 141H89V140L87 141V139H84L85 134H86V131H88V130L82 131V132H83V133H82V136H83V134H84L83 137L80 135V136H81V139L83 138V140H82L83 145H84V142H85V145H87V146L89 145V147H88L89 150H92V149L94 148V146H92V145H96V144L100 143L99 140H98V138H96V136H98V135H96V133L98 132V130H101L100 128L102 127L100 124L97 125L98 122L100 123V121H98V120H99L98 118H102V117H99L100 114L97 112V110H100V109H102V108H99V109L97 108V109H96V106H95V108H93ZM5 110H7V109H5ZM27 110H29V109L27 108ZM30 110H31V109H30ZM36 110H38V109H35V111H36ZM85 110H87V111H85ZM32 111H34V110H32ZM41 111H42V110H41ZM41 111H40V112H41ZM51 111H52V110H50V112H51ZM54 111H55V110H54ZM54 111H53V113H54ZM58 111L60 112V109H59ZM71 111H73V110H71ZM83 111H84L85 113H84ZM0 112H2V111H0ZM7 112H8V111H7ZM37 112H38V111H37ZM40 112L38 113L40 116L38 117V115H37V118H39V121H40V119H42L41 116H43V115H45V117H46L45 119L48 118V119H47V122H49V121H48L49 118L52 119V116L47 117V116H48V113H50L49 111H48V113L46 112V114H43V113H42L43 115H41ZM63 112H62V113H63ZM44 113H45V112H44ZM55 113H56V111H55ZM68 113H69V112H68ZM68 113H67V114H68ZM88 113H89V112H87V114H88ZM28 114H30V113H28ZM32 114H34V113H31V119H32ZM56 114H57V113H56ZM58 114H61V113H58ZM98 114H99V115H98ZM0 115H5V114L2 113V114H0ZM46 115H47V116H46ZM61 115H62V114H61ZM64 115H65V114H64ZM64 115H63V116H64ZM74 115H75V116H74ZM102 115H101V116H102ZM33 116H34V115H33ZM55 116H56V115H55ZM57 116H58V115H57ZM57 116H56V117H57ZM71 116L67 115V117H69V119H67V117L65 116L66 119L68 120V122L70 121ZM90 116H89V117H90ZM97 116H98V117H97ZM143 116H144V115H143ZM1 117H3V116H1ZM40 117H41V118H40ZM65 117H64V119H65ZM73 117H72V118H73ZM113 117L115 118L116 116H113ZM25 118L30 119V115H29V117L26 115ZM59 118H61V117H58L57 119H59ZM74 118H73V120H74ZM83 118H84V117H83ZM86 118H84V119H86ZM27 119H25V121H23V123L26 122ZM34 119H36V117H34ZM53 119H54V118H53ZM64 119H63V117H62V120L67 122V120H66V119L64 120ZM84 119H82V120H84ZM105 119H106V118H105ZM42 120L44 121V118H43ZM62 120H61V121H62ZM73 120L71 119L70 122H71V123L74 122ZM82 120H80V121H82ZM87 120H89V118H87ZM100 120H101V119H100ZM0 121H1V120H0ZM29 121H30V120H29ZM34 121H36V120H34ZM37 121H38V119H37ZM37 121L34 122V124H35V123H38ZM52 121H54V120H52ZM52 121L50 120L49 123L52 124ZM55 121H57V120H55ZM80 121H79V122H80ZM102 121H103V119L101 120V123H102ZM104 121H105V120H104ZM27 122H28V121H27ZM45 122H46V121H45ZM47 122H46V123H47ZM57 122H59V120H58ZM66 122H64L65 125H66V124L68 125L69 123H66ZM82 122H84V121H82ZM31 123H33V121H32ZM55 123H56V122H55ZM75 123H77V121H76ZM80 123H81V122H80ZM104 123H105V122H104ZM114 123H116V121H115ZM1 124H2V122H0V125H1ZM24 124H25V123H24ZM26 124H27V123H26ZM34 124H33V125H34ZM38 124H39V125H45L44 127H45L46 129L48 128V127H46V124H44V122H43V123H38ZM38 124H36V125H38ZM73 124H74V123H72V125H73ZM89 124H90V123H89ZM105 124H106V123H105ZM105 124H104V125H105ZM39 125H38V126H39ZM63 125H64V124H63ZM63 125H60V126H63ZM67 125H66V127H67ZM72 125L70 124V126H72ZM77 125H78V126H77ZM82 125H85V123H84V124L82 123ZM82 125H81V124H78V123H77L76 125H73L72 127H74V130H73V132L70 133V134H69V133H66V134H67V135H66L64 132H62V133H64V134L66 135V137L63 135L66 139H62L63 136H62V134H61V130H62V131L65 130V129H63L64 126H63L62 128L60 127L61 130H60L59 127H58V130H57V131H60V135H61L60 138H61L62 140H67V136L70 135L69 137H71V138L68 137L69 140L71 139V141H74V140H73V138H74V133H76V132L78 133V130H80L79 128H80ZM107 125H108V124H107ZM22 126H23V125H22ZM24 126H26V125H24ZM47 126L52 127L53 125L51 126V125H48V124H47ZM58 126H59V125H58ZM76 126H77V127H76ZM105 126H106V125H105ZM33 127H34V126H33ZM40 127H41V126H40ZM54 127L56 128L57 126L55 125ZM54 127H53V130H54V132H56V131H55L56 129H54ZM72 127H71V129H72ZM82 127H84V126H82ZM90 127H91V126H90ZM18 128H20V127H18ZM37 128H38V127H37ZM45 128L42 129V127H41V129H39V130L42 131V130H44ZM20 129H22V128H20ZM46 129H45V130H46ZM69 129H70V128H69ZM71 129H70V130H71ZM83 129H85V128H82V130H83ZM29 130H32V128L29 129ZM29 130H27V131H29ZM34 130H35V127H34L33 131H34ZM120 130H122V128H120ZM1 131H3V124H2V126H0V132H1ZM27 131H25V132H27ZM36 131H38V130H36ZM41 131H40V132H41ZM25 132H24V134H25ZM44 132H45V131H44ZM46 132H47V130H46ZM69 132H70V131H69ZM79 132H80V131H79ZM94 132H96V133H94ZM29 133H31V131L28 132V134H29ZM32 133H33V132H32ZM56 133H57V132H56ZM56 133L53 134V135H55V138H57V136H58V137L60 136V135H57ZM77 133H76V134H77ZM88 133H90V132L88 131ZM0 134H1V133H0ZM76 134H75V136H76ZM93 134H95V135H93ZM56 135H57V136H56ZM25 136H26V137H27V136H31V134H29V135H24V136H22V137H25ZM50 136H51V135H50ZM86 136H87V134H86ZM93 136H94L98 141H97L95 138H93ZM26 137L24 138V140L26 139ZM53 137H54V136H53ZM53 137L51 136V137H49V138H50V139H53ZM88 137H89V135H88ZM55 138H54V139H55ZM86 138H87V137H86ZM92 138H93V139H92ZM100 138H101V137H100ZM100 138H99V139H100ZM18 139H19V138H18ZM20 139L23 140L22 138H20ZM20 139H19V140H20ZM74 139H75V138H74ZM79 139H80V138H79ZM21 140H20V141H21ZM100 140H101V139H100ZM5 141H7V140H5ZM9 141H10V137H9ZM11 141H13V139H12ZM17 141H18V140H17ZM50 141H52V140H50ZM80 141H81V140H80ZM61 142H62V141H61ZM67 142H70V141H67ZM93 142H94L95 144H93ZM62 143H63V142H62ZM87 143H88V144H87ZM68 144H70V143H68ZM71 144H72V143H71ZM103 146H104V145H103ZM103 146H102V147H103ZM83 147H84V146H83ZM86 148H87V147H85L84 149H86ZM57 154L61 155L62 153H61V154H60V153H57ZM59 155H58V156H59ZM58 158H59V157H58ZM60 160H61V158H60Z\"/></svg>",
  "mask_w": 264,
  "mask_h": 264
}]
</instances>
